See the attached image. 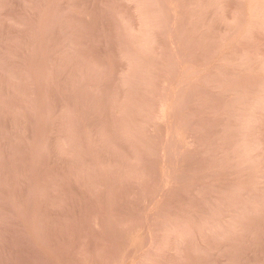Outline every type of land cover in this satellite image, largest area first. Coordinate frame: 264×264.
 I'll return each mask as SVG.
<instances>
[{"label": "rangeland", "instance_id": "rangeland-1", "mask_svg": "<svg viewBox=\"0 0 264 264\" xmlns=\"http://www.w3.org/2000/svg\"><path fill=\"white\" fill-rule=\"evenodd\" d=\"M137 1H139V0H137ZM142 1H143V4L140 2V4L138 5L139 2L137 3L135 0H133V2H132V0H0V61H1L0 64H2V65H0V264H141V263L143 264V262H141V261H144V259L147 260L144 262L145 264H147V263L148 264H161V263L163 264V263H167L168 262L167 260H169V258H170V260H169L168 264L169 263L170 264H264V199H263L264 198V186H263L264 185V181H263L264 180V176H263L264 174L263 175L261 174V176L259 175L260 173H263V171H264V151H263V149H264V112H263L264 108L263 107L264 106L262 105V103L257 104V99H259L263 95H259L258 92H260V91H258L257 87H254L255 83H257V84L261 83L262 84L263 80H264L263 79L264 78V72L260 71V68L258 69V67H261L262 66L261 64H263V62H264L263 61V59H264V57H263L264 56V33H262L263 30L262 31L258 30V32L254 31V33L252 32L251 37L249 36L247 39H244V38L240 39L239 35L241 34V32H242L241 31L237 35L239 37V39L236 38L237 36L234 38V40H236V41H234V40L230 41L229 39H231V37L228 36V38H229L228 40L230 41L229 44H227L228 43L227 39H225L227 41V43L224 40L225 45L223 43V39H221L222 41H219L220 37L223 38L225 36L224 38H226L225 32H228L229 30L230 31L234 30V28H236V29L238 28L237 26L234 27V25H232L231 23L229 25V23L226 21L227 18L229 19L230 17H232L235 14V12H236L235 15H238V19H239L238 22H241L242 20L244 22L246 21L245 20V18L247 17L246 15H245L244 19L243 18L240 19L242 16H239V15L241 13L243 14L244 11L248 10V8H246V7H248L250 5L249 4L250 2H248L249 0H245L242 2V3L248 2L246 5L243 6V8L241 6L242 3L239 2L238 0H236V1L235 0H221V1H223V2H221V4L223 3L222 7H224L223 10H221V11L218 10L216 4L210 5L209 4V3H211V2H209L210 0H208V1L207 0H201V1L200 0H197V1L196 0H189V1L186 0V2H185L186 5H184L185 0H167V1L166 0H161V1L157 0L158 4H157L156 0H151L153 3V4H151V7L149 4H146L147 1H145V0H142ZM144 1H145L146 5H144ZM191 1H195V2L200 1V2H199V4H196L195 2H193L195 4H191L192 3ZM134 2H136V4ZM188 2H189V5L187 6ZM175 3H177L178 6ZM226 3H228V4H226ZM164 4H166V5H164ZM140 5H142V6H140ZM143 5L146 6V8L143 7ZM152 5L154 8L152 7ZM159 5H161V6H159ZM190 5L192 6V8ZM225 5H227L228 7ZM137 6H138V8H136ZM158 6L160 7V9ZM211 6H212L213 10H212ZM179 7H180V9H179ZM185 7L188 8L187 11H185L186 10ZM205 7H206V9H205ZM222 7L220 9H222ZM135 8L140 9L141 12L142 11L144 12L145 10L149 12V10L151 9L150 10L151 13L146 12V15L149 14V16H151V17L145 16L144 15L145 12L141 13L140 11H136ZM141 8L143 10H141ZM144 8H145V10H144ZM190 8L192 9V11ZM163 9H165V10H163ZM193 9H196L197 12L195 10H194L195 11L194 12ZM152 10L154 12V16L157 15L156 17L152 16L153 15ZM157 10H160V11L156 12ZM182 10H183V12H182ZM207 10H209L208 11V13L210 12L209 14L206 12ZM242 10H244V11L242 12ZM230 11H232V12H230ZM233 11H235V12H233ZM180 12H182V13H180ZM191 12L192 13L194 12L193 14H195V15H193ZM205 12H206V14H205ZM139 13H141V14H139ZM160 13H162V15H160ZM221 13H222V15H221ZM201 14H203V15L201 16ZM184 15L186 17L188 15L190 16L187 18H188V21L192 22V24H191V22H188L186 20L187 18ZM191 15H192V17H191ZM196 15H198L197 18H196ZM218 15L222 19H220L218 17ZM141 16L144 18L148 17V19L146 21H148L150 19L152 20L153 17L157 19L156 21H155V19L152 20L154 23L151 20L148 23H152V25L154 24L157 27V28L155 27V29L152 28L153 34H150V36L152 37L151 43L153 41L154 42L151 44V46H153V45L154 46L153 47L150 46L151 48H149V51L151 52L152 48H153L152 52L155 51L156 49L158 51L156 50L155 53L153 52L154 55L152 53L149 54L150 52L148 51V52H146L148 56L146 55V53H144L143 56H142V54L139 55L138 54L139 52H138L137 53L138 58L135 56V58L138 61L136 59H134V61H136V63H134V61H133L132 65H134V64H136V65L132 66V65H130L131 64L130 62H126L127 60H125L126 58H124V54L129 55L132 53L131 56L134 58V55H136V54L133 52L140 51L139 50L140 47L132 46L133 42H130L131 40L134 41V43L138 42L139 37L137 39L136 34H135V37H133V39H132L131 34L133 35V33L129 34V31L131 32L129 27L131 29H134V27H135V29H137L138 27L144 26L143 23L146 24V22L143 18H142V20L140 19ZM199 17L202 18L204 21H206L205 24H207L206 25L207 27L203 26V25H205L203 23L204 21H202V19H200ZM209 17L212 18V20L209 19ZM213 17H215V18H213ZM217 17H218V19H217ZM191 18H193V19L191 20ZM204 18H206V20ZM197 19H199V20H197ZM224 19H226V20H224ZM246 19H247V21H249L248 18H246ZM139 20H141V22ZM159 20H161V21H159ZM185 21H186V23H185ZM195 21H197V23H195ZM161 22H162V24H161ZM50 23H52V24L50 25ZM125 23L127 24V26ZM199 23H200V25H199ZM201 23H202V25H201ZM159 24H161V25H159ZM196 24L201 26V27L197 26ZM154 25H153V27H154ZM184 25H186V26H184ZM239 25H240V23H239ZM192 26H193V28H192ZM202 26H203V28H202ZM186 27H187V29H186ZM212 27H213V29H212ZM196 28H198L197 29L198 31L196 30ZM159 29H161V31ZM206 29H208V30H206ZM126 30H128V31L126 32ZM202 30L203 31L205 30L204 31L205 33H203ZM209 30H210V32H212L214 30L215 31L214 35H212L213 33L208 34ZM196 31H197V33H196ZM235 31L236 30H234V32ZM192 32H194L195 34L194 33L192 34ZM216 32L218 34L221 32V34L218 35L219 38H218V36H216L217 35ZM223 32H224V34H223ZM255 32H256V34H255ZM42 34H43V37L41 36ZM203 34H205V35L202 36ZM206 34H208L207 36L210 37L209 39H211L212 42H211V40L208 39V37H207L208 42H205L206 39H205V41H203ZM228 34H229V32L227 33V35ZM232 34L233 33H231V35ZM155 35H157L158 37ZM194 35H196L197 37H195ZM210 35H212V36H210ZM40 36L42 38H44V40L42 38H40ZM130 36H131V38H130ZM192 36L195 39L197 38V40H195ZM201 36L203 37V39L201 38ZM36 37H37V39H36ZM153 37H155V38H153ZM188 37H189V39H188ZM212 37H214V38L216 37L215 38L216 41ZM47 38H49V39H47ZM134 38H135V40L137 39L136 42H135ZM192 38H193L194 42H193ZM163 39H165L166 41ZM254 39L258 40V42ZM259 39H260V42H259ZM249 40L253 41V42H250ZM39 41L41 43H39ZM42 41L44 42L46 48H45V46H42V45H44ZM200 41H202V43ZM243 41H245V42H243ZM247 41L250 42L251 46L248 45ZM216 42H217V44H215ZM232 42H233V45H232ZM235 42H237V44H236L238 46L237 48H236ZM239 42L241 43L240 46H239ZM154 43H156V44H154ZM254 43H255V45H257V44H259V45L255 46ZM50 44L53 47V49L50 46ZM136 44H139V43H136ZM136 44H134V45H136ZM206 44L208 46L207 48H205ZM209 44L210 45L213 44V45H211V47H213L214 50H212L213 48L209 47ZM214 44L216 46H214ZM242 44H243V46H242ZM36 45L37 46L39 45L40 47L39 46L36 47ZM199 45H200V47H199ZM245 45L248 46L250 48V50L247 49L248 47H245L246 49L243 48V51L244 50L247 51L248 55L249 54H254L253 56L259 55L260 57L259 56L258 57L261 58L262 62L260 60H258V57L254 60L255 57L253 58V56L250 55L249 57L253 58V60H251V62H250V65H251L250 68L247 67V69H242L240 67L242 69V72H241L240 68L239 69L235 68L231 62L229 64H231L233 66V68H231L232 67L231 65H230L231 67L228 66L227 61L229 59H232V58L235 59L234 56H238V55H236V53L237 54L240 52L242 53V51H241L242 47H244ZM33 46H35V47H33ZM128 46H130L132 48V50H130L131 48H129ZM175 46L178 50L175 48ZM226 46H228L229 49ZM234 46H235V48H234ZM30 47H31V49H30ZM43 47H44V49H43ZM155 47H156V49H155ZM215 47H217V48H215ZM218 47H219V49H218ZM222 47H224L227 51L225 49H223ZM239 47H240V49H239ZM256 47L258 49H256ZM35 48H38V50L37 49L35 50ZM49 48L52 50H50ZM128 48H129V50H128ZM137 48H139V49L137 50ZM162 48L164 50H162ZM208 48H210V50H212V51L210 52V50ZM230 48H232V50H230ZM252 49H254L255 51ZM43 50H45V51H43ZM46 50L49 53V55L46 52ZM133 50H136V51H133ZM195 50H196V52H195ZM204 50H205V52H204ZM208 50H209V52H208ZM224 50H225V53L222 52ZM233 50L236 52L234 53ZM258 50H260V51H258ZM40 51H43V53H41ZM49 51H51V52H49ZM53 51L55 52L54 54H53ZM249 51H251V53ZM45 52L47 53L46 55H45ZM120 52H122V53L124 52V53L122 54ZM127 52H131V53L126 54ZM214 52H216L217 55L218 54L225 55L226 52H229V53H231V55H233V53H234V56H232V58L231 57L229 58V56H228V59H226V61H225L224 60L225 58L223 55L217 56L216 53L213 54ZM29 53H30V56H29ZM156 53H157V56H159V58L154 57ZM166 53H168V54H166ZM169 53H170V55H169ZM194 53H197V54H194ZM200 53H202V55ZM205 53L206 54L208 53L209 55L208 54L206 55ZM191 54H193V55H191ZM203 54H205V55H203ZM47 55H48V57H47ZM145 55H146V57H145ZM161 55L164 57H162ZM185 55H188V56H185ZM211 55H213V56L215 55V56L213 57ZM52 56H54V57H52ZM191 56L194 57V61H191V60H193V58ZM200 56L202 57V59ZM41 57L43 58V60L41 59ZM64 57H66V58H64ZM128 57H130V55ZM144 57H145V60H143ZM149 57H150V59H149ZM152 57H154L155 61H152V59H153ZM210 57H212V58H210ZM216 57H218V58L214 59ZM219 57L220 58L222 57L221 59L224 58L223 61H225V66H226L225 67L223 64V67L222 66L219 67L220 73L218 72V66H219V63L221 62V59H219ZM225 57L227 58V56H225ZM31 58H33V59L31 60ZM131 58H130V61H132ZM171 58H172V60H171ZM34 59H37V60H34ZM49 59H51V60L49 61ZM84 59H86V60H84ZM203 59H204V62H203ZM55 60H56V63H55ZM211 60L214 62L212 63ZM232 60H230V61H232ZM47 61L50 63H48ZM53 61H54V63H53ZM144 61H145V63H144ZM146 61H147V63H146ZM257 61H260L261 63L258 62L259 64H257ZM158 62L161 65L164 64V66H166V67L164 68L163 66H160V64ZM169 62H170V64H169ZM198 62H200V63H198ZM252 62H254V63L252 64ZM84 63H85V65H84ZM138 63H140L141 65H144V66L138 65ZM149 63L152 66H149L150 65ZM205 63L209 67L210 66L211 67L209 68L208 66L205 65ZM216 63H218L217 67H216ZM47 64H49V65H47ZM192 64H194L195 67ZM221 64L222 63H220V65ZM254 64H257L258 67H256L257 65H255L256 68L254 67V69H253L252 66ZM26 65H27V67H26ZM44 65H45V67H44ZM92 65H93V67H92ZM203 65L205 66L206 69L204 68ZM37 66H39V67H37ZM189 66L191 67L190 70H195V68H196V70L199 71V72L196 71V73H195L196 75L191 76L193 81L191 80V78L188 79V81L190 82L189 84H191V85L193 84L196 86H192V88H190L191 89L190 92L188 89V92H185V94H182V93H180L181 91H178V90H181L180 89L181 87L183 89V86L179 85L180 84L179 80L182 78V77L180 78V76L183 75V73H181L182 70H185V69L187 70L188 68H190ZM200 66H201V68H200ZM28 67H30V69H27ZM34 67H35V70H34ZM43 67H44V69H43ZM46 67H47V69H46ZM89 67H91V68H89ZM94 67H95V69H94ZM131 67H134L136 69L131 68ZM144 67H145V70H144ZM152 67H153V69H152ZM160 67H162V68H160ZM227 67L229 68L228 71H230V72L227 71V69H228ZM124 68H125V70H124ZM127 68L128 69H134V70L141 68L142 71L144 70L145 77H144V75H142L144 77V80L140 79V83H143V81H144V83L140 84L138 82L139 79L138 80L131 79L133 81L128 80V81H126V83H125V81H123L127 85L123 84L122 83L123 79L122 80L120 78L118 79V77L120 74H123V73L125 74V72L128 70ZM183 68H185V69H183ZM192 68H194V69H192ZM199 68H200V70H199ZM202 68L204 69V71L201 70ZM207 68L212 69V70L216 68L214 70L215 73L210 70L214 74L213 73L212 74L210 73L211 75L206 74L207 73L206 71H208ZM151 69H152V71L154 70L153 72H155V73H153L151 71ZM236 69L239 70V72H240V74L237 73L238 76L235 75L237 71L233 72V70H236ZM257 69H258V71H256ZM20 70L22 72H20ZM45 70H46V72H45ZM100 70H102V71H100ZM120 70H121V72H120ZM172 70H173V72H172ZM186 70L183 72L185 73ZM187 71H189V69ZM250 71H251V73H250ZM259 71L263 74L261 75V73ZM47 72H48V75H47ZM147 72H149V74ZM200 72H202L201 74H203V72L204 73L206 72L204 75H207V76L209 75L208 79H212V81L214 80L213 82L215 84L219 83L218 85L221 86V84H222V86L220 87L218 85H215L214 83L212 84V81L208 80V79L207 80L211 83L207 82L205 80L207 78V76L205 78L204 76H202L200 74ZM221 72L223 73L222 75H221ZM28 73H30V74H28ZM41 73H43V75ZM79 73H82L84 75H81ZM90 73H91V75L93 74L92 77H91ZM117 73H118V75H117ZM159 73H162V74H159ZM225 73H226V75H225ZM15 74H17L18 76ZM157 74L160 75V78H158L159 76ZM168 74H169V76H167ZM219 74H220V77H218ZM250 74H252L251 75L252 77L256 76V77H254L255 79H258L261 77L263 80L262 79L257 80V81L261 80L260 82H257L256 80L254 81V78L252 80V77L250 76ZM256 74L257 75L260 74V75L257 76ZM123 75H121V78L123 77ZM149 75H150V77H151L150 79L152 81H150ZM170 75H172V76H170ZM174 75H176V76H174ZM197 75H198V77H197ZM199 75H201L203 77V79H200L202 77H199ZM231 75H233V77ZM45 76H46V78H45ZM16 77H18V79ZM25 77H27V79ZM49 77H50V79H49ZM116 77H117V80H116ZM166 77L167 78L170 77V78L167 79ZM175 77H178V78H175ZM196 77L198 79H200L199 80L200 82L196 81L197 80ZM214 77L216 78V81L218 83L215 82ZM10 78H13V79L10 80ZM152 78H155V79H152ZM248 78L251 79L252 83L248 82L250 80ZM165 79H166V81H165ZM177 79H178V81H177ZM220 79H222V80H220ZM244 79L247 80L246 83H248V84L250 83L249 86H248V84H246V85L244 84L246 81ZM36 80H38V81H36ZM46 80H47V82H46ZM159 80H161V83H159L160 82ZM167 80H169V81L167 82ZM204 80L207 84L208 83H209V85L212 84V85H210V89L208 86H206L207 85L206 83L205 84L203 83ZM116 81H118V82L121 81V83L117 82V84L115 85ZM226 81H228V83ZM232 81H235V82H232ZM253 81H254V84H253ZM41 82L44 83V85L42 84L43 86L41 85ZM147 82H148V84H147ZM36 83H38L39 85L37 84V86H36ZM177 83H179L178 84L179 86L177 85L178 87L176 86ZM194 83H196V84H194ZM233 83H235V84H233ZM11 84H12V86H11ZM130 84L133 86H136V89H135V87L131 86ZM149 84L150 85L152 84V87ZM170 84L173 86L170 87ZM202 84L205 85L206 87L203 86ZM257 84H255V86ZM155 85H157V86H155ZM174 85L176 87H174ZM191 85H189V87H191ZM213 85L217 86L216 88L218 90L216 88H213ZM234 85L236 88L238 87L237 89H239V90H241V88L243 86L244 87L247 86V88L252 87V88H248L249 89V92H248L249 95L247 94V98H246L247 100L246 101L250 100V103H251L254 100V97L256 96V101H253L256 103H253V102L251 103L253 105L255 104L256 106H253V105L251 106V104L249 103L250 105L244 104L245 106L241 107L242 100H240V106H239V103H237L239 101H236V100H238V99H236L237 95H238V97L240 96L239 94H237V91H239V90L236 89V93H235V88H233ZM240 85H243V86H240ZM251 85H253V86H251ZM45 86H47V87L45 88ZM148 86H149V88H148ZM197 86H200L201 88L197 87ZM140 87H141V89H140ZM145 87L148 90H146ZM153 87H154V90H153ZM202 87H205L206 90H205V88L202 89ZM222 87L223 88L227 87V90H226V88L222 89ZM260 87L262 88L263 85H261ZM123 88H124V91L127 90L126 88H128V90L126 92H124ZM167 88H168V90H167ZM172 88H174V90ZM187 88H188V86H187ZM229 88H231L233 90H231ZM247 88H246V91H248ZM254 88H256V89H254ZM118 89L119 90L122 89L121 95H120L121 92L117 93L119 91ZM156 89L157 90L159 89L158 90L159 92ZM29 90H30V92H29ZM138 90L140 91V93ZM162 90H164V91L162 92ZM175 90H176V93H174ZM203 90H205L204 93H203ZM260 90H262V89H260ZM146 91H148V92H146ZM213 91H217V92H213ZM219 91L221 93H223L224 95L222 94L223 95L222 96ZM250 91H252V92H250ZM40 92L42 94L40 96L42 99L39 97ZM113 92L116 95L113 94ZM144 92H145V95H144ZM164 92H166V93H164ZM16 93H18V94L16 95ZM36 93H39V94L35 95ZM126 93H129L128 95L130 98L127 97L128 95ZM171 93L172 94L174 93V96ZM28 94H30V95H28ZM133 94H135L137 96H135ZM140 94L141 95L143 94V95L140 97ZM251 94H253L254 96ZM256 94H258V95H256ZM151 95H153V96H151ZM232 95H234V96H232ZM26 96H27V99H26ZM150 96H151V98H150ZM228 96H230V97H228ZM242 96H240L239 98L244 99L243 101H244V103H246L245 97H244L245 95H242ZM257 96H260V97L258 98ZM133 97H137V98H133ZM234 97H235V100H234ZM182 98H183V100H182ZM251 98H252V100H251ZM130 99H132V100H130ZM161 99H162V101H161ZM140 100L143 101L144 103L141 102ZM204 100H206V103L204 102ZM39 101L40 102L42 101V103L38 104V103H40ZM228 101L229 102L233 101V103L230 104ZM173 102H175L174 103L175 105L173 104ZM222 102H223V105L221 104ZM134 103H136V104L133 105ZM168 103L170 105L173 104V106H172L173 108H169L167 106ZM212 103H214V104L218 103V104L213 105ZM31 104H33V105H31ZM177 104H178V107L176 106ZM219 104H221V105H219ZM65 105H66V107H65ZM122 105H123V107H121ZM144 105L147 108L143 107ZM152 105L153 106L155 105V106L153 107ZM164 105H166L169 108L168 111L166 110V107ZM226 105H228V106H226ZM68 106H69V108H68ZM124 106H125V108H124ZM212 106H215L216 109L214 107L212 108ZM231 106H232V108H230ZM236 106H238V107H236ZM246 106H248L247 108L249 110L247 108H244ZM249 106L253 107V108H250ZM258 106H261V107L263 106L262 107L263 111H262V108H260V107H259L260 109L255 108ZM63 107H65V108H63ZM119 107H120V109H119ZM126 107L128 110H126ZM131 107H133V108L131 109ZM135 107H138V108H135ZM160 107H162V108H160ZM154 108H155V110H154ZM209 108H211V109H209ZM68 109H69V112H68ZM138 109L140 111H138ZM124 110H125V112H124ZM143 110H144V112H143ZM219 110L221 111V113ZM235 110L236 111L238 110L237 113H240V111H241V113L237 114L235 112ZM66 111L68 114L65 113ZM145 111L147 112V114L145 113ZM149 111H151V112H149ZM155 111H157V112H155ZM212 111H213V113H212ZM120 112H122V113H120ZM250 112H251V114H253V113L257 114V116L255 114V116H256L255 118H257V119L260 118L257 121V123H258L257 125H256V121H255L256 119L253 117L254 115L252 116L250 114ZM36 113H37V115H36ZM124 113H125V115L127 114L126 115L127 117L124 115ZM136 113H137V116H136ZM142 113H143V115H142ZM158 113L160 116L158 115ZM227 113H228V115H227ZM234 113L237 114L238 117H236V115ZM262 113H263V117L261 116ZM132 114H135V116ZM151 114H152V116H151ZM246 114H247V116L248 115L251 116V118L254 119V122H255V124L253 122L252 128L250 127V129L246 132V135L248 133L247 136L243 135L244 133L241 132V127H240V124H241L240 121L241 122L246 121V120H241V119H247V118H245ZM45 115H47V116H45ZM147 115L150 117H148ZM243 115H244V117H242ZM117 116L120 118H118ZM122 116H124V117H122ZM134 117H137V118H134ZM146 117H148V119L152 120L150 125H149L150 120H149V122H147L148 120ZM230 117H231V120L228 122ZM240 117H242V118L240 119ZM64 118H65V121H62V120H64ZM127 118H128V120H127ZM233 118H235L234 119L235 121H239V120L240 121L236 122V124H235L234 120H232ZM249 118L250 117H248L247 120H249ZM49 119H52L51 120L52 122L48 121ZM119 119H123V121L125 120L124 122H127V123H124L122 120H119ZM133 119H134V121H132ZM117 120L119 122L118 125H117V123H118ZM68 121H69V123H67ZM138 121H140V122L138 123ZM142 121H143V123H142ZM225 121H226V123H225ZM63 122L64 123L66 122V123L64 124ZM120 123L122 125V128H121ZM144 123L148 124V125H145ZM232 123H234V125ZM56 124H58V125H56ZM133 124L135 126H132ZM230 124H232V126ZM71 125H73V126H71ZM119 125H120V127H119ZM223 125L225 128L224 130H223ZM62 126L64 129L62 128ZM105 126H107V127H105ZM112 126H113V128H112ZM124 126H125V128H127V129L124 128L125 131L128 129H131L130 133L127 131V134H129L130 137L127 134L122 136V134L120 133V130L122 131ZM136 126L137 127L139 126L138 130H136L137 129ZM148 126H149V129H148ZM220 126H222V127H220ZM71 127H72V129H70ZM99 127H101V128H99ZM104 127H105V130H104ZM84 128L86 130H84ZM134 128L136 131L134 130ZM87 129L88 130L90 129L91 131L87 132L88 131ZM107 129L109 131L105 132ZM110 129H112V130L110 131ZM146 129H148V130L146 131ZM238 129L240 130L239 132H241V133H239L237 131ZM252 129H254V130H252ZM57 130H59V131L57 132ZM70 131H72V132H70ZM117 131L119 132V134ZM228 131H229V133H228ZM84 132H86V133H84ZM90 132H92L93 135L90 134ZM101 132L105 133V135ZM132 132H133V134H131ZM134 132H136V134ZM230 132H232L234 134H232ZM236 132H237V134L239 133L240 136L237 135ZM95 133H96V135L94 136ZM142 133H144V134H142ZM222 133H223V135H222ZM110 134L111 135L113 134L112 137L113 136L114 137L112 138ZM241 134H242V136H244L243 138H242ZM131 135H133V136L136 135V137L135 138L133 137V140H132V139H130V138H132ZM233 135H234V137H233ZM91 136H92V138H91ZM124 136H127V137L125 138ZM144 136L145 137L147 136V137L145 138ZM250 136H251V139H250ZM40 137H42L43 139H40ZM76 137L77 138L81 137V138H78L79 140H77ZM128 137H129V140L127 139ZM239 137L241 140H239ZM245 137H247V139L248 138L249 139L247 140ZM255 137H257V140H258L257 142L258 143L260 142V144H258L255 141L256 140ZM34 138H35V140H34ZM114 138H117V139L114 140ZM72 139H76L77 141L72 140ZM108 139H109V141H108ZM125 139H126V141H125ZM143 139H144V141H143ZM220 139H222V140H220ZM70 140H71V142H70ZM244 140H246L247 144H249L248 142H250L249 145H253V144H251V142H253V141H250V140H254V142H256L257 145L259 146L258 147L253 142L255 147L257 146L256 148L259 149V150H254L255 152L252 151L253 153L251 152V154H250V156L254 154L253 156L255 158L257 157L256 160L258 159V161H257L258 163L256 162L255 165L253 164L255 162V160H254L255 158H252L253 159V160H251L252 164H250L249 160L251 158L247 159V157H243V155H244L243 150L238 149V148H241L240 143H242L241 141L244 142ZM28 141H30V142L28 143ZM91 141H95V142H91ZM227 141H229L231 144L229 142L227 144L226 143ZM236 141H238V142H236ZM33 142H36V143H33ZM72 142H74V143L72 144ZM78 142H79V144H78ZM108 142H110L111 144ZM117 142H118V144H117ZM139 142H141V143H139ZM235 142L238 144H236ZM65 143H67V144H65ZM94 143H96V145ZM125 143H126V146H124ZM29 144H31V147ZM42 144L43 145L46 144V146H43ZM58 144H60V145H58ZM141 144L142 145L144 144V147H146V149ZM32 145L38 146V149L36 146L33 147ZM222 145H225V146H222ZM235 145H237V146L239 145L238 147L236 146L237 152L235 151V148H234ZM59 146H60V149H59ZM63 146H65V147H63ZM66 146H69V147H66ZM106 146H109V147H106ZM134 146L135 147L137 146L136 147L137 149ZM110 147H112V149ZM126 147H127V149H126ZM140 147L142 150L140 149ZM147 147H149V148H147ZM129 148L131 149V151L129 150ZM31 149H32L33 153L31 151ZM36 149L39 150L38 153H37ZM122 149H123V151L121 152ZM224 149H225V152L223 151ZM41 150L44 151V153ZM92 150H93V152H92ZM96 150H97V152H96ZM127 150H129L128 154H127V152H128ZM239 150H240V154H239ZM260 150H261V152L262 151L263 152L261 153ZM136 151H138V152L136 153ZM213 151H215L216 153L215 152L213 153ZM217 151H219V152L217 153ZM41 152H42V154H41ZM63 152H66V153H63ZM146 152H148L149 154ZM71 153L74 154V156L71 155ZM98 153H101V155ZM138 153H139V155H138ZM230 153H231V155H230ZM256 153L258 154V156ZM66 155H67V157H66ZM227 155L230 158H227ZM130 156H132V158ZM244 156H246V154ZM91 157H92V160H91ZM121 157H123L125 161ZM118 158H120V159L118 160ZM236 158H237L238 162L236 161ZM99 159H100L101 163H100ZM101 159L104 161H102ZM239 159H241V160H239ZM246 159H247V161H246ZM87 160H88V162H87ZM106 160L108 161V163L106 162ZM115 160H116V162H115ZM121 160H122V162H121ZM71 161L73 163H71ZM91 161H93V162H91ZM126 161H128V163ZM239 161L241 163H239ZM75 162H77V163H75ZM94 162L95 163L97 162L96 164L98 167H95V168L92 167L93 165L96 166L94 164ZM135 162L138 164H135ZM229 162H232V163L229 164ZM243 162H245V163L247 162V163L244 164ZM33 163H35V164H33ZM74 163H75V165H74ZM116 163H118V165ZM142 163H143V165H142ZM76 164H78L79 166H76ZM85 164H87V165L89 164V165L87 166ZM121 164L123 165L122 168L124 170L121 168V166H122ZM240 164L241 165L243 164V165L240 166ZM247 164L252 165V166H248ZM113 165H115V166H113ZM124 165H125V167H124ZM128 165L130 167H128ZM245 165H247L248 167H246ZM107 166H108V168H107ZM259 166H260V169H262V170L259 169ZM73 167L76 169H74ZM255 167L258 168L257 172H259V170H260L259 174H257V172H256L257 168L255 169ZM83 168H85V169H83ZM96 168H98L99 170ZM130 168H132L131 169L132 171L130 170ZM135 168L138 171L140 170L141 173L139 172V174H138L137 173L138 171H136ZM145 168H146V171H145ZM94 169H96V170H94ZM42 170H44V171H42ZM134 170L136 171V173ZM72 171H74L75 174L72 173ZM99 171H100V173H99ZM101 171H102V174H101ZM110 171H112V172H110ZM92 172H94V173H92ZM82 173H84L85 175ZM86 173L87 174L91 173L93 176L91 174H90L91 176L87 175ZM98 173H99L100 177H99ZM128 173L130 176L128 175ZM42 174H43V176H42ZM125 174H127V175H125ZM142 174H143V177H142ZM255 174H257L258 177H260V179L258 177H256L257 175L255 176ZM55 175H57V176H55ZM81 175L83 178L81 177ZM106 175L109 177H107ZM131 175H134V176H131ZM135 175H137L138 177H141L140 180L138 177L136 178ZM111 176H112V178H111ZM123 176H124V178H122ZM32 177L35 180H32ZM38 177H39L40 181L42 180L41 184H40V181L38 180ZM106 177H107V179H106ZM114 177H116V178H114ZM129 177H130V179H128ZM255 177L257 179H255ZM54 178H55V180H54ZM131 178H132V180H131ZM56 179H59V180L56 181ZM90 179L92 182L90 181ZM126 179L128 181L129 180L130 181L128 182ZM53 180H54V182H52ZM103 180L105 181V183ZM253 180L255 182L252 183ZM257 180L260 182H257ZM131 181H133L135 183H133ZM32 182H34V184ZM89 182H91V183H89ZM242 182L243 183L245 182L244 185L247 186L246 187L247 189H241ZM250 182L252 184L256 183L257 187H255L256 186L255 184L254 185L248 184ZM35 183L37 186H35ZM257 183L261 184V185L259 186ZM239 184H241L240 185L241 187L238 188L237 186ZM42 185H43V187H42ZM252 186L257 188L256 189L257 192L255 191V189L251 188ZM258 186H259V188H258ZM41 187H42V189H41ZM249 187L252 190H249ZM38 188L41 190H39ZM258 189H260V190H258ZM28 190H30V191H28ZM41 191H43L42 192L43 194L41 193ZM252 191L253 192L255 191L256 194L254 195ZM35 193H37V194L35 195ZM44 194H46V195H44ZM252 194H253V196H252ZM28 195H29V198H28ZM31 195H34V196H31ZM60 195L62 196V199H61ZM35 196H36V199H35ZM56 196H57V199L55 198ZM43 197H44V199H43ZM252 198H253V200H252ZM29 199H30V201H29ZM37 199H38V201H37ZM54 200H56V201H54ZM34 201H36V203ZM159 201H161V202H159ZM163 202H164V204H163ZM248 202H250V203H248ZM20 203H21V205H20ZM37 203H38V207H37ZM41 203H42V205H41ZM158 203H159V205H158ZM14 204H16V205H14ZM33 204H36L35 207ZM147 204H148V206H146ZM150 204H151V206H150ZM244 206H247V209ZM32 207H34V209ZM212 208H213V210H211ZM26 209H27V211H26ZM31 209L38 212L37 216L35 215L36 212L32 211ZM145 209H147V212ZM181 209H184V210L181 211ZM214 211H215V213H214ZM26 212H28V213H26ZM171 212H173V213H171ZM209 212H212V214H210ZM31 213H33V215H31ZM176 213H178V214H176ZM191 213L194 216L193 215L191 216ZM213 213L215 215H213ZM24 214H26V215H24ZM152 214H154V215L152 216ZM164 214L165 215L168 214V215L165 216ZM207 214H209V215H207ZM175 215H177V216H175ZM186 215L188 216V218L190 220L187 218ZM42 216H44V217H42ZM169 216L172 217V219L167 218ZM180 217H181V219H180ZM192 217H194V218H192ZM178 218L180 219L179 220L180 222L178 221ZM32 219H34V220H32ZM173 219H174V221H173ZM175 220L178 222H176ZM199 220H201V221H199ZM202 220L203 221L205 220L207 222H203ZM218 220H220V221H218ZM32 221L35 222L36 225ZM38 221H40V222H38ZM161 221L164 222V225H166V227L162 224ZM186 222H188L189 224L188 223L186 224ZM216 222H218V223L220 222V223L218 224ZM166 223L167 224L169 223V224L167 225ZM192 223H194V224H192ZM204 223H206L205 226H204ZM207 223H208V225H207ZM212 223H213V225L217 224L219 226V229H216L218 227L216 225V226H213L214 230H211V228H213V227H210V225L212 226ZM172 224H173V227H172ZM175 224H176V226H174ZM41 225H44V226H41ZM178 225H179V227H178ZM193 225H195V226H193ZM206 225L208 227H210V228H208V231H207ZM196 226H197V228H196ZM202 226H204V228L206 227L205 232L201 230ZM151 227H153V229ZM171 227L175 228V229H179L182 227H183V229L186 228L187 231L186 230L183 231V229H181L182 230L181 232H183V233L186 232V235L189 237L191 236L192 239H193V236L195 235L194 236L195 239L192 240L190 238L191 239L190 240L189 237H186L185 241L183 240V242H182L184 245V247H183V245L181 244L182 245L181 246L179 243L181 241L179 240V242H178V238L176 240V238H174V234H172L171 232H176V236L178 235L177 234L178 232L180 234H183V233H181L179 230L177 231L175 229L171 230V232H169V229H172ZM187 227H188V229H187ZM40 228H41V230H40ZM44 228L46 231H44ZM204 228L202 227L203 230H204ZM220 228H221V230H220ZM222 228H224V230ZM26 229H28V230H26ZM42 229L44 232L42 231ZM144 229H145V231H144ZM190 229H192L191 231L193 234L195 233L194 235L190 232ZM193 229H194V231H193ZM156 230L157 231L159 230L158 232H160V233H158ZM217 230H220V232H222V231H225V232L228 231V232H226V233L222 232L223 234L217 233L215 235V232H217ZM188 231L190 232L189 234H188ZM38 233L39 234L41 233L40 234L41 236ZM164 233H165L164 236L166 238V240H165L166 242H167L168 236L170 234L173 235V238H171L169 240V243H167L168 246L165 245V247H164L165 241H163L164 236H162ZM168 233H170V234L168 235ZM202 233H203V235H202ZM43 234H45V235H43ZM45 236H46V238H44ZM155 236H156V238H155ZM196 236L197 237L200 236L199 237L200 239L198 240V238ZM161 237H162V241H163L162 244L160 242ZM148 238H149V240H148ZM158 238H159V240H158ZM35 239H37L38 242ZM153 239H156L155 242ZM172 240H174L176 242H174ZM195 242H196V244H195ZM39 243H41L42 245ZM159 244H161L163 246L160 248H158V247L156 248V246H158ZM152 245H155V247ZM178 245H180V246H178ZM49 247H50V249H49ZM164 248H166L165 252L163 251ZM175 248L176 249L178 248V250H179V251L177 250L178 252H176V253H175V251H176ZM156 249L157 250L162 249V250L158 251L159 252V254H158V253H155V252H157ZM180 249H181V252H180ZM179 252H180V255H178ZM148 253H149V256L151 258L148 256ZM151 253L154 254L153 256H155V257L150 255ZM161 254L163 256H161ZM173 255L176 256V258ZM147 258H149V259H147ZM151 259H152V261H151ZM148 260H150V261H148Z\"/></svg>", "mask_w": 264, "mask_h": 264}, {"label": "bare ground", "instance_id": "bare-ground-1", "mask_svg": "<svg viewBox=\"0 0 264 264\" xmlns=\"http://www.w3.org/2000/svg\"><path fill=\"white\" fill-rule=\"evenodd\" d=\"M135 1L138 3L140 0H139V1L135 0ZM145 1H147L146 4H149L150 7H151V4H153L151 0H145ZM145 1H144V5H146V4H145ZM160 1H161V0H160ZM166 1H167V0H166ZM187 1H189V0H187ZM196 1H197V0H196ZM200 1H201V0H200ZM200 1H199V2H200ZM207 1H208V0H207ZM235 1H236V0H235ZM238 1L242 3V2L245 1V0H238ZM132 2H133V0H132ZM136 2H134V3L136 4ZM140 2L143 4V1H142V0H141ZM140 2L138 3V5L140 4ZM154 2H155V1H154ZM156 2H157V0H156ZM174 2H175V1H174ZM185 2H186V0L184 1V5H186ZM191 2H192L191 4H195V3H196V4H199V2H195V1H191ZM193 2H195V3H193ZM209 2H211V3H209L210 5H211V4H212V5H213V4H214V5L216 4V6H217V8H218L219 11L223 10V8H224V7H222V4H223V3L221 4V2H223V1H221V0H210ZM248 2H250V3H249L250 5L248 4L249 6L247 5L248 7H246V8H248V10H246V11L242 10V12L244 11V13H243V14L241 13L242 15L240 14L239 16H242V17H241V18L239 17V18H240V19H242V18L244 19L245 15H246V16H247L246 18H248L249 21H247V19L245 18V20H246L247 22H246V21L244 22L243 20H242L243 22H242L241 20H240L241 22H238V21H239V19H238V15H235V14H236L235 11H233V12H235V14L233 13L234 15H233L232 17H230V16H231V15H230V16H229V17H230L229 19H228V18H227V20L224 19V20H226V21L229 23V25H230V23H231L232 25H234V27H236V26L238 27L237 29L234 28V30H236L235 32H234V30H231V31L229 30L228 32H229L230 35H229V34L227 35L228 32H225V33H226V34H225V35H226V38H224L225 36H224V37L222 36L223 38L220 37L219 41H222L221 39H223V43H224V45H225V41H226L225 39H227V40L229 39L228 36L231 37V39H229V40L232 41V40H234V38H235V37L239 34V32H241V31H242V32H241V34L239 35L240 39H242V38L247 39L249 36L251 37V34H252V32L254 33V31L258 32V30H259V31H262V30H263L262 33H264V0H249ZM248 2H246V3H242V5H241V4H240V5H241L242 8H243V6L246 5ZM164 3H165V2H164ZM168 3H169V2H168ZM157 4H158V2H157ZM175 4L177 5V3H175ZM179 4H180V3H179ZM204 4H205V3H204ZM207 4H208V3H207ZM226 4H228V3H226ZM144 5H143V7L146 8V6H144ZM164 5H166V4H164ZM188 5H189V2H188V4H187V6H188ZM201 5H202V4H201ZM237 5H238V4H237ZM240 5H239V6H240ZM140 6H142V5H140ZM159 6H161V5H159ZM159 6H158V7H159ZM177 6H178V5H177ZM187 6H186V7H187ZM190 6H191V5H190ZM205 6H206V5H205ZM225 6H227V5H225ZM143 7H142V8H143ZM152 7H153V5H152ZM180 7H181V6H180ZM180 7H179V9H180ZM182 7H183V6H182ZM186 7H185V8H186ZM193 7H194V6H193ZM197 7H198V6H197ZM202 7H203V6H202ZM221 7H222V9H220ZM227 7H228V6H227ZM227 7H226V8H227ZM136 8H138V6H137ZM136 8H135V9H136ZM142 8H141V10H143ZM145 8H144V10H145ZM153 8H154V7H153ZM177 8H178V7H177ZM191 8H192V6H191ZM191 8H190V9H191ZM203 8H204V7H203ZM203 8H202V9H203ZM211 8H212V6H211ZM211 8H210V9H211ZM226 8H225V9H226ZM246 8H245V9H246ZM147 9H148V8H147ZM159 9H160V7H159ZM187 9H188V8H186L185 11H187ZM200 9H201V8H200ZM200 9H199V10H200ZM205 9H206V7H205ZM215 9H216V8H215ZM227 9H228V8H227ZM237 9H238V8H237ZM237 9H236V10H237ZM148 10H149V9H148ZM150 10H151V9H150ZM150 10H149V12H150ZM163 10H165V9H163ZM194 10L196 11V9H193V11H194ZM197 10H198V9H197ZM212 10H213V8H212ZM136 11H140V9H136ZM158 11H160V10H157L156 12H158ZM191 11H192V9H191ZM195 11H194V12H195ZM201 11H202V10H201ZM208 11H209V10H207L206 12L208 13ZM216 11H217V10H216ZM219 11H218V12H219ZM227 11H228V10H227ZM140 12H141V11H140ZM144 12H145V13H144ZM144 12L142 11L141 13H144L145 16H149V14H148L149 12H148V11L145 10ZM146 12H148V13H147L148 15H146ZM152 12H153V10H152ZM164 12H165V11H164ZM182 12H183V10H182ZM182 12H180V13H182ZM194 12H193V13H194ZM196 12H197V11H196ZM198 12H199V11H198ZM206 12H205V14H206ZM223 12H224V11H223ZM230 12H232V11H230ZM237 12H238V11H237ZM240 12H241V11H240ZM136 13H137V12H136ZM141 13H139V14H141ZM150 13H151V12H150ZM186 13H187V12H186ZM186 13H185V14H186ZM188 13H189V12H188ZM191 13H192V12H191ZM193 13H192V14H193ZM202 13H203V12H202ZM209 13H210V12H209ZM209 13H208V14H209ZM226 13H227V12H226ZM155 14H156V13H155ZM183 14H184V13H183ZM214 14H215V13H214ZM219 14H220V13H219ZM228 14H229V13H228ZM228 14H227V15H228ZM137 15H138V14H137ZM151 15H152V14H151ZM160 15H162V13H160ZM189 15H190V14H189ZM189 15H188L187 17H190ZM193 15H195V14H193ZM202 15H203V14H201V16H202ZM212 15H213V14H212ZM221 15H222V13H221ZM221 15H220V16H221ZM243 15H244V16H243ZM142 16H143V15H142ZM142 16H141L140 19L142 20V18H143V19L145 20V22H146V24L143 23L144 26H142L140 23H139V24H140L142 27H138L137 29H135V27H134V29H131V28L128 26L129 29L131 30V32L129 31V34H130V33H133V35H134V36H133V35L131 34L132 39H133V37H135V34H136L137 39H138V37H139L138 42H136L137 39L135 40V38H134L135 42H136V43H139V44L134 43V41H132V40L130 41V42H133V44L131 43L132 46L140 47V49L137 48V50L139 49L140 51H137V52H133V51H136V50H133V51H132L133 53L136 54V55L133 54V55H134V58L131 56V54H132L131 52H127V53H126V54L131 53V54H129L130 57H128L129 55H125V54H124V58H126L125 60H127L126 62H130V63H131L130 65H132V62L134 61V59H136L135 56L137 57L138 54H139V55L142 54V56H143L144 53H146V52L149 51V48H151V47L154 46V45L151 46V44H152L154 41L151 43V41H152V37L150 36V34H153V33H152V28L155 29L156 26L153 24V25H154V27H153L152 23H148V22H150V20H151L150 18H149L150 20L146 21V20L148 19V17H147V18L145 17V18H146V19H145V18L142 17ZM152 16H154V12H153V15H152ZM156 16H157V15H156ZM156 16H154V17H156ZM179 16H180V15H179ZM181 16H182V15H181ZM184 16H185V15H184ZM197 16H198V15H196V18H197ZM199 16H200V15H199ZM206 16H207V15H206ZM206 16H205V17H206ZM209 16H210V15H209ZM139 17H140V16H139ZM149 17H151V16H149ZM154 17H153V19H155V21H156L157 19L154 18ZM165 17H166V16H165ZM169 17H170V16H169ZM175 17H176V16H175ZM185 17H186V16H185ZM187 17H186V18H187ZM191 17H192V15H191ZM193 17H194V16H193ZM218 17H219V15H218ZM218 17H217V19H218ZM221 17H222V16H221ZM223 17H224V16H223ZM227 17H228V16H227ZM46 18H47V17H46ZM137 18H138V17H137ZM157 18H158V17H157ZM178 18H179V17H178ZM183 18H184V17H183ZM199 18H200V17H199ZM213 18H215V17H213ZM219 18H220V17H219ZM138 19H139V18H138ZM153 19H152V20H153ZM170 19H171V18H170ZM184 19H185V18H184ZM192 19H193V18H191V20H192ZM200 19H202V18H200ZM204 19L206 20V18H204ZM207 19H208V18H207ZM209 19L212 20V18H210V17H209ZM220 19H222V18H220ZM230 19H231V20H230ZM47 20H48V19H47ZM141 20H139V21L141 22ZM144 20H143V21H144ZM152 20H151V21H152ZM176 20H177V19H176ZM178 20H179V19H178ZM186 20L188 21V18H187ZM195 20H196V19H195ZM197 20H199V19H197ZM211 20H210V21H211ZM159 21H161V20H159ZM183 21H184V20H183ZM200 21H201V20H200ZM202 21H204V20L202 19ZM210 21H209V22H210ZM222 21H223V20H222ZM44 22H45V21H44ZM48 22H49V21H48ZM50 22H51V21H50ZM152 22H153V21H152ZM163 22H164V21H163ZM169 22H170V21H169ZM176 22H177V21H176ZM188 22H191V21H188ZM205 22H206V21H204L203 23L205 24ZM209 22H208V23H209ZM153 23H154V22H153ZM158 23H159V22H158ZM177 23H178V22H177ZM185 23H186V21H185ZM195 23H197V21H195ZM239 23H240V25H239ZM51 24H52V23H50V25H51ZM125 24H126V23H125ZM155 24H156V23H155ZM161 24H162V22H161ZM161 24H159V25H161ZM189 24H190V23H189ZM191 24H192V22H191ZM168 25H169V24H168ZM196 25H197V24H196ZM199 25H200V23H199ZM199 25H197V26H199ZM201 25H202V23H201ZM206 25H207V24H205V25H203V26H206ZM208 25H209V24H208ZM227 25H228V24H227ZM126 26H127V24H126ZM136 26H137V25H136ZM138 26H139V25H138ZM184 26H186V25H184ZM197 26H196V27H197ZM203 26H202V28H203ZM211 26H212V25H211ZM225 26H226V25H225ZM239 26H240V27H239ZM128 27H127V28H128ZM168 27H169V26H168ZM178 27H179V26H178ZM188 27H189V26H188ZM190 27H191V26H190ZM199 27H201V26H199ZM206 27H207V26H206ZM42 28H43V27H42ZM132 28H133V27H132ZM156 28H157V27H156ZM159 28H160V27H159ZM161 28H162V27H161ZM164 28H165V27H164ZM192 28H193V26H192ZM210 28H211V27H210ZM231 28H232V27H231ZM125 29H126V28H125ZM162 29H163V28H162ZM183 29H184V28H183ZM186 29H187V27H186ZM189 29H190V28H189ZM197 29H198V28H196V30H197ZM204 29H205V28H204ZM212 29H213V27H212ZM159 30L161 31V29H159ZM170 30H171V29H170ZM180 30H181V29H180ZM206 30H208V29H206ZM226 30H227V29H226ZM127 31H128V30H126V32H127ZM197 31H198V30H197ZM197 31H196V33H197ZM202 31H203V30H202ZM204 31H205V30H204ZM204 31H203V33H205ZM211 31H212V30H211ZM224 31H225V30H224ZM40 32H41V31H40ZM46 32H47V31H46ZM150 32H151V33H150ZM153 32H154V31H153ZM156 32H157V31H156ZM207 32H208V31H207ZM207 32H206V33H207ZM230 32L233 33V34L231 35ZM256 32H255V34H256ZM43 33H44V32H43ZM48 33H49V32H48ZM164 33H165V32H164ZM166 33H167V32H166ZM188 33H189V32H188ZM193 33H194V32H192V34H193ZM209 33H211V34L213 33L212 35H214L215 31L213 30L212 32H210V30H209L208 34H209ZM260 33H261V32H260ZM260 33H259V34H260ZM35 34H36V33H35ZM35 34H34V35H35ZM157 34H158V33H157ZM162 34H163V33H162ZM181 34H182V33H181ZM190 34H191V33H190ZM194 34H195V33H194ZM208 34H206V36L204 37V40H203V41H205V39H206L205 42H208V41H207V37H208V39L210 38L209 36H207ZM216 34H217V35H216ZM216 34H215V35L218 36V35L221 34V32H220L219 34L216 32ZM223 34H224V32H223ZM255 34H254V35H255ZM257 34H258V33H257ZM31 35H32V34H31ZM39 35H40V34H39ZM159 35H160V34H159ZM197 35H198V34H197ZM204 35H205V34H203L202 36H204ZM212 35H210V36H212ZM260 35H261V34H260ZM41 36L43 37V34H42ZM41 36H40V38H42ZM128 36H129V35H128ZM131 36H130V38H131ZM155 36H157V35H155ZM164 36H165V35H164ZM164 36H163V37H164ZM184 36H185V35H184ZM194 36L197 37L196 35H194ZM202 36H201V38L203 39ZM29 37H30V36H29ZM45 37H46V36H45ZM157 37H158V36H157ZM157 37H156V38H157ZM174 37H175V36H174ZM189 37H190V36H189ZM189 37H188V39H189ZM192 37H193V36H192ZM239 37L237 36L236 38L239 39ZM254 37H255V36H254ZM125 38H126V37H125ZM127 38H128V37H127ZM153 38H155V37H153ZM159 38H160V37H159ZM167 38H168V37H167ZM193 38H194V37H193ZM193 38H192V40H193ZM201 38H200V39H201ZM212 38H214V37H212ZM215 38H216V37H215ZM215 38H214V39H215ZM218 38H219V36H218ZM218 38H217V39H218ZM255 38H256V37H255ZM36 39H37V37H36ZM36 39H35V40H36ZM42 39L44 40V38H42ZM47 39H49V38H47ZM128 39H129V38H128ZM194 39H195V38H194ZM244 39H243V40H244ZM129 40H130V39H129ZM139 40H140V41H139ZM158 40H159V39H158ZM163 40H165V39H163ZM195 40H197V38H196ZM198 40H199V39H198ZM209 40H211V39H209ZM224 40H225V41H224ZM229 40H228V43H227V41H226L227 44H229V42H230ZM251 40H252V39H251ZM254 40H256V39H254ZM40 41H41V40H40ZM40 41H39V43H41ZM49 41H50V40H49ZM165 41H166V40H165ZM184 41H185V40H184ZM184 41H183V42H184ZM215 41H216V39H215ZM234 41H236V40H234ZM241 41H242V40H241ZM245 41H246V40H245ZM245 41H243V42H245ZM249 41H250V40H249ZM256 41L258 42V40H256ZM35 42H36V41H35ZM37 42H38V41H37ZM42 42H43V41H42ZM156 42H157V41H156ZM190 42H191V41H190ZM193 42H194V40H193ZM200 42L202 43V41H200ZM205 42H204V43H205ZM211 42H212V40H211ZM213 42H214V41H213ZM247 42H248V41H247ZM247 42H246V43H247ZM250 42H253V41H250ZM250 42H248V45L251 46ZM259 42H260V39H259ZM126 43H127V42H126ZM126 43H125V44H126ZM223 43H222V44H223ZM261 43H262V42H261ZM261 43H260V44H261ZM43 44H44V42H43ZM128 44H129V43H128ZM134 44H136V45H134ZM154 44H156V43H154ZM159 44H160V43H159ZM194 44H195V43H194ZM199 44H200V43H199ZM215 44H217V42H216ZM215 44H214V46H216ZM236 44H237V42H235V45H236ZM240 44H241V43L239 42V46H240ZM244 44H245V43H244ZM34 45H35V44H34ZM41 45H42V44H41ZM126 45H127V44H126ZM129 45H130V44H129ZM139 45H140V46H139ZM164 45H165V44H164ZM166 45H167V44H166ZM202 45H203V44H202ZM202 45H201V46H202ZM204 45H205V44H204ZM211 45H213V44H211ZM211 45L209 44V47H211ZM232 45H233V42H232ZM254 45H255V43H254ZM257 45H259V44H257ZM257 45H255V46H257ZM38 46H39V45H38ZM38 46L36 45V47H38ZM42 46H45V44L42 45ZM42 46H41V47H42ZM50 46H51V44H50ZM50 46H49V47H50ZM150 46H151V47H150ZM191 46H192V45H191ZM218 46H219V45H218ZM230 46H231V45H230ZM242 46H243V44H242ZM252 46H253V45H252ZM33 47H35V46H33ZM39 47H40V46H39ZM51 47H52V46H51ZM128 47L131 48L130 46H128ZM157 47H158V46H157ZM168 47H169V46H168ZM183 47H184V46H183ZM189 47H190V46H189ZM197 47H198V46H197ZM199 47H200V45H199ZM207 47H208V46H207V44H206V47H205V48H207ZM226 47L228 48V46H226ZM232 47H233V46H232ZM237 47H238V46L236 45V48H237ZM245 47H248V46L245 45L244 47H242V50H241L242 53L240 52L241 54H240V53H238V54L236 53V55H238V56H234V53L236 52V51H234V50H233L234 53L232 52L233 55H231V53H229V52H226L225 55H223V54L221 53V54L224 56L225 59H224V58H223V59H224L225 61H226V59H228V56H229V58H230V57L232 58V56L235 57L236 60H235L234 58H232L233 60H232V59H229V60H228L229 62L227 61L228 66L231 65V64H229V63L231 62V63L233 64V66H234L235 68H238V69H239L240 67H241L242 69H247V67L250 68V66H251V65H250L251 60H253L254 57H255V58H254V60H255L259 55H257V56H253L254 54H249V55H248V52H247V51H245V50L243 51V48H245ZM259 47H260V46H259ZM45 48H46V46H45ZM125 48H126V47H125ZM129 48H128V50H129ZM134 48H135V47H134ZM134 48H133V49H134ZM170 48H171V47H170ZM172 48H173V47H172ZM175 48H176V46H175ZM211 48H213V47H211ZM215 48H217V47H215ZM222 48L225 49L224 47H222ZM234 48H235V46H234ZM252 48H253V47H252ZM30 49H31V47H30ZM36 49L38 50V48H35V50H36ZM43 49H44V47H43ZM49 49H50V48H49ZM52 49H53V47H52ZM52 49H50V50H52ZM155 49H156V47H155ZM160 49H161V48H160ZM176 49H177V48H176ZM202 49H203V48H202ZM202 49H201V50H202ZM208 49L210 50V48H208ZM218 49H219V47H218ZM228 49H229V48H228ZM239 49H240V47H239ZM239 49H238V50H239ZM245 49H246V48H245ZM247 49L250 50L249 47H248ZM256 49H258V48L256 47ZM130 50H132V48H131ZM150 50H151V49H150ZM152 50H153V48H152ZM152 50H151V52L149 51V52H150L149 54L152 53V54L154 55V53H155V51H156L157 49H156L155 51H153L154 53L152 52ZM162 50H164V49L162 48ZM177 50H178V49H177ZM206 50H207V49H206ZM209 50H208V52H209ZM212 50H214V48H213ZM212 50H210V52H211ZM225 50H226V49H225ZM225 50L222 51V52L225 53ZM230 50H232V48H230ZM230 50H229V51H230ZM238 50H237V51H238ZM252 50H254V49H252ZM29 51H30V50H29ZM33 51H34V50H33ZM43 51H45V50H43ZM43 51H40V52L43 53ZM157 51H158V50H157ZM159 51H160V50H159ZM182 51H183V50H182ZM197 51H198V50H197ZM226 51H227V50H226ZM254 51H255V50H254ZM254 51H253V52H254ZM258 51H260V50H258ZM46 52H47V50H46ZM46 52H45V55L48 53V52H47V53H46ZM49 52H51V51H49ZM138 52H139V53H138ZM162 52H163V51H162ZM167 52H168V51H167ZM195 52H196V50H195ZM200 52H201V51H200ZM204 52H205V50H204ZM230 52H231V51H230ZM249 52L251 53V51H249ZM8 53H9V52H8ZM54 53H55V52L53 51V54H54ZM120 53H122V52H120ZM123 53H124V52H123ZM123 53H122V54H123ZM137 53H138V54H137ZM170 53H171V52H170ZM170 53H169V55H170ZM187 53H188V52H187ZM215 53H216V52H214L213 54H215ZM219 53H220V52H219ZM256 53H257V52H256ZM166 54H168V53H166ZM188 54H189V53H188ZM194 54H197V53H194ZM198 54H199V53H198ZM200 54L202 55V53H200ZM205 54H206V53H205ZM205 54H203V55H205ZM207 54H208V53H207ZM207 54H206V55H207ZM37 55H38V54H37ZM48 55H49V53H48ZM48 55H47V57H48ZM146 55H147V53H146ZM146 55H145V57H146ZM159 55H160V54H159ZM172 55H173V54H172ZM191 55H193V54H191ZM208 55H209V54H208ZM216 55H217V53H216ZM218 55H220V54H218ZM218 55H217V56H218ZM222 55H220V56H222ZM250 55H252L253 58H250V57H249ZM29 56H30V53H29ZM41 56H42V55H41ZM55 56H56V55H55ZM147 56H148V55H147ZM151 56H152V55H151ZM161 56H162V55H161ZM181 56H182V55H181ZM185 56H188V55H185ZM211 56H213V55H211ZM214 56H215V55H214ZM214 56H213V57H214ZM225 56H227V58H226ZM262 56H263V55H262ZM52 57H54V56H52ZM121 57H122V56H121ZM131 57H132V58H131ZM145 57L143 58V60H145ZM154 57H155V58H156V57L159 58V56H157V53L155 54ZM154 57H152L153 59L151 58L152 61H155V60H154ZM162 57H164V56H162ZM169 57H170V56H169ZM182 57H183V56H182ZM191 57H192V56H191ZM197 57H198V56H197ZM200 57H201V56H200ZM259 57H260V56H259ZM259 57H258V60L261 61V58H259ZM263 57H264V56H263ZM33 58H34V57H33ZM33 58H31V60H32ZM64 58H66V57H64ZM122 58H123V57H122ZM124 58H123V59H124ZM130 58L132 59V61H130ZM137 58H138V57H137ZM141 58H142V57H141ZM158 58H157V59H158ZM192 58H193V60H191V61H194V57H192ZM210 58H212V57H210ZM217 58H218V57H216V58H214V59H217ZM221 58H222V57H221ZM221 58L219 57V59H221ZM41 59L43 60L42 57H41ZM46 59H47V58H46ZM149 59H150V57H149ZM157 59H156V60H157ZM166 59H167V58H166ZM176 59H177V58H176ZM201 59H202V57H201ZM201 59H200V60H201ZM206 59H207V58H206ZM214 59H213V60H214ZM219 59H218V60H219ZM223 59H221V62H220V63H222L221 65H220V63H219V66H218V65H217L218 63H216V67L218 66V72H219V70H220V69H219L220 66L223 67V64H224V66H225V61H223ZM34 60H37V59H34ZM50 60H51V59H49V61H50ZM58 60H59V59H58ZM84 60H86V59H84ZM88 60H89V59H88ZM136 60H137V59H136ZM139 60H140V59H139ZM169 60H170V59H169ZM171 60H172V58H171ZM182 60H183V59H182ZM207 60H208V59H207ZM230 60H232V61H230ZM38 61H39V60H38ZM60 61H61V60H60ZM60 61H59V62H60ZM89 61H90V60H89ZM91 61H92V60H91ZM137 61H138V60H137ZM177 61H178V60H177ZM188 61H189V60H188ZM197 61H198V60H197ZM209 61H210V60H209ZM216 61H217V60H216ZM216 61H215V62H216ZM219 61H220V60H219ZM222 61H223L224 63H223ZM260 61H257V64H259L258 62H260ZM263 61H264V59H263ZM0 62H1V61H0ZM36 62H37V61H36ZM47 62H48V61H47ZM86 62H87V61H86ZM165 62H166V61H165ZM203 62H204V59H203ZM205 62H206V61H205ZM211 62L213 63L214 61L211 60ZM211 62H210V63H211ZM217 62H218V61H217ZM255 62H256V61H255ZM261 62H262V61H261ZM261 62H260V63H261ZM32 63H33V62H32ZM37 63H38V62H37ZM48 63H50V62H48ZM53 63H54V61H53ZM55 63H56V60H55ZM89 63H90V62H89ZM96 63H97V62H96ZM134 63H136V61H134ZM144 63H145V61H144ZM146 63H147V61H146ZM158 63H159V62H158ZM163 63H164V62H163ZM166 63H167V62H166ZM187 63H188V62H187ZM195 63H196V62H195ZM198 63H200V62H198ZM212 63H211V64H212ZM253 63H254V62H252V64H253ZM38 64H39V63H38ZM40 64H41V63H40ZM45 64H46V63H45ZM57 64H58V63H57ZM87 64H88V63H87ZM125 64H126V63H125ZM149 64H150V63H149ZM154 64H155V63H154ZM159 64H160V63H159ZM169 64H170V62H169ZM211 64H210V65H211ZM257 64H254V65L252 66L253 69H254L255 65H257ZM0 65H2V64H0ZM11 65H12V64H11ZM28 65H29V64H28ZM33 65H34V64H33ZM35 65H36V64H35ZM47 65H49V64H47ZM59 65H60V64H59ZM84 65H85V63H84ZM98 65H99V64H98ZM126 65H127V64H126ZM134 65H136V64H134ZM134 65H132V66H134ZM138 65H141V64L138 63ZM181 65H182V64H181ZM183 65H184V64H183ZM192 65L194 66V64H192ZM195 65H196V64H195ZM201 65H202V64H201ZM205 65L208 66L206 63H205ZM226 65H227V64H226ZM261 65H262L261 67H258V65H257L256 67H258V69L260 68V71H263V72H264V62H263V64H261ZM65 66H66V65H65ZM82 66H83V65H82ZM141 66H144V65H141ZM141 66H140V67H141ZM146 66H147V65H146ZM149 66H152V65L150 64ZM156 66H157V65H156ZM158 66H159V65H158ZM160 66H163L164 68L166 67V66H164V64H163V65L160 64ZM184 66H185V65H184ZM187 66H188V65H187ZM187 66H186V67H187ZM193 66H192V67H193ZM203 66H204V65H203ZM231 66H232V65H231ZM231 66H230V67H231ZM233 66H232L231 68H233ZM259 66H260V65H259ZM2 67H3V66H2ZM26 67H27V65H26ZM26 67H25V68H26ZM31 67H32V66H31ZM35 67H36V66H35ZM35 67H34V70H35ZM37 67H39V66H37ZM41 67H42V66H41ZM44 67H45V65H44ZM44 67H43V69H44ZM47 67H48V66H47ZM47 67H46V69H47ZM58 67H59V66H58ZM58 67H57V68H58ZM87 67H88V66H87ZM92 67H93V65H92ZM96 67H97V66H96ZM154 67H155V66H154ZM189 67H190V66H189ZM194 67H195V66H194ZM198 67H199V66H198ZM198 67H197V68H198ZM208 67H209V66H208ZM210 67H211V66H210ZM210 67H209V68H210ZM222 67H221V68H222ZM225 67H226V66H225ZM225 67H224V68H225ZM252 67H251V68H252ZM256 67H255V68H256ZM4 68H5V67H4ZM89 68H91V67H89ZM131 68H134V67H131ZM146 68H147V67H146ZM158 68H159V67H158ZM160 68H162V67H160ZM169 68H170V67H169ZM174 68H175V67H174ZM200 68H201V66H200ZM200 68H199V70H200ZM204 68H205V66H204ZM212 68H213V67H212ZM227 68H228V67H227ZM227 68H226V69H227ZM241 68H240V70H241V72H242V69H241ZM8 69H9V68H8ZM27 69H30V67H28ZM37 69H38V68H37ZM84 69H85V68H84ZM86 69H87V68H86ZM94 69H95V67H94ZM102 69H103V68H102ZM104 69H105V68H104ZM127 69H128V68H127ZM127 69H126V70H127ZM134 69H136V68H134ZM134 69H128V70L125 72V74L123 73L124 75H123V74H120L119 77H118V79H119V78H120L121 80L123 79V80H122V83H123V84H125L126 81H128V80L133 81V80H138V79H139L138 82L140 83V79H143V80H144V77H145V75H144L145 67H144V70H143V71L141 70V68H140V69L138 68L137 70H134ZM148 69H149V68H148ZM152 69H153V67H152ZM152 69H151V71H152ZM155 69H156V68H155ZM183 69H185V68H183ZM188 69H189V71H187ZM188 69H187V70L185 69V70H186L185 73L183 72V71H185V70H182L181 73H183V75L180 76V78L182 77V78L179 80L180 84H179V83L176 84V86H177L178 84L183 86V89H182V87H181V88H180L181 90H178V91H181L180 93H182V94H185V92H188V89H189V92H190V90H191L190 88H192V86H196V85H193V84H192V85L189 84L190 82L188 81V79H190L191 76L196 75L195 73H196V71H198V70H196V68H195V70H190L191 67L188 68ZM192 69H194V68H192ZM205 69H206V68H205ZM207 69H208V68H207ZM215 69H216V68H215ZM215 69H213V70H212V69H208V71H206L207 73H206V72H205V73H206V74H210V73L212 74V73L214 72ZM258 69H257L256 71H258ZM5 70H6V69H5ZM9 70H10V69H9ZM9 70H8V71H9ZM21 70H22V69H21ZM21 70H20V72H22ZM23 70H24V69H23ZM31 70H32V69H31ZM31 70H30V71H31ZM39 70H40V69H39ZM89 70H90V69H89ZM98 70H99V69H98ZM124 70H125V68H124ZM149 70H150V69H149ZM160 70H161V69H160ZM166 70H167V69H166ZM201 70L204 71L203 68H202ZM210 70L213 71V72H211ZM223 70H224V69H223ZM228 70H229V68L227 69V71H228ZM11 71H12V70H11ZM28 71H29V70H28ZM47 71H48V70H47ZM100 71H102V70H100ZM153 71H154V70H153ZM153 71H152V72H153ZM157 71H158V70H157ZM167 71H168V70H167ZM236 71H237V72H236ZM244 71H245V70H244ZM253 71H254V70H253ZM260 71H259V72H260ZM5 72H6V71H5ZM45 72H46V70H45ZM76 72H77V71H76ZM76 72H75V73H76ZM81 72H82V71H81ZM85 72H86V71H85ZM89 72H90V71H89ZM96 72H97V71H96ZM120 72H121V70H120ZM120 72H119V73H120ZM122 72H123V71H122ZM145 72H146V71H145ZM149 72H150V71H149ZM149 72H147V73L149 74ZM158 72H159V71H158ZM169 72H170V71H169ZM172 72H173V70H172ZM198 72H199V71H198ZM198 72H197V73H198ZM223 72H224V71H223ZM228 72H230V71H228ZM231 72H232V71H231ZM233 72H236L235 75H237V73L240 74L239 70H237V69H236V70H233ZM6 73H7V72H6ZM35 73H36V72H35ZM43 73H44V72H43ZM43 73H41V74L43 75ZM86 73H87V72H86ZM104 73H105V72H104ZM153 73H155V72H153ZM167 73H168V72H167ZM201 73H202V72H200V74H201ZM205 73L203 72V74H201V75L204 76V77L206 78L207 75H204ZM214 73H215V72H214ZM214 73H213V74H214ZM219 73H220V72H219ZM248 73H249V72H248ZM250 73H251V71H250ZM260 73H261V72H260ZM17 74H18V73H17ZM17 74H15V75H17ZM28 74H30V73H28ZM28 74H27V75H28ZM37 74H38V73H37ZM45 74H46V73H45ZM79 74L84 75V74H82V73H79ZM87 74H88V73H87ZM94 74H95V73H94ZM100 74H101V73H100ZM159 74H162V73H159ZM174 74H175V73H174ZM211 74H210V75H211ZM216 74H217V73H216ZM222 74H223V73L221 72V75H222ZM233 74H234V73H233ZM243 74H244V73H243ZM262 74H263V73H261V75H262ZM19 75H20V74H19ZM25 75H26V74H25ZM47 75H48V72H47ZM90 75H91V73H90ZM92 75H93V74H92ZM92 75H91V77H92ZM117 75H118V73H117ZM121 75H123L122 78H121ZM142 75H144V77H143ZM157 75H158V74H157ZM165 75H166V74H165ZM172 75H173V74H172ZM172 75H170V76H172ZM201 75H199V77H202ZM225 75H226V73H225ZM235 75H234V76H235ZM248 75H249V74H248ZM251 75H252V74H250V76H251ZM253 75H254V74H253ZM256 75H257V74H256ZM259 75H260V74H259ZM259 75H257V76H259ZM8 76H9V75H8ZM17 76H18V75H17ZM22 76H23V75H22ZM28 76H29V75H28ZM28 76H27V77H28ZM49 76H50V75H49ZM140 76H141V77H140ZM153 76H154V75H153ZM158 76H159L158 78H160V75H158ZM162 76H163V75H162ZM162 76H161V77H162ZM167 76H169V74H168ZM174 76H176V75H174ZM208 76H209V75H208ZM208 76H207V78H206L205 80H206L207 82H209L208 80H211V81H212V79H208V78H209ZM223 76H224V75H223ZM229 76H230V75H229ZM231 76L233 77V75H231ZM237 76H238V75H237ZM9 77H10V76H9ZM27 77H25V78L27 79ZM43 77H44V76H43ZM50 77H51V76H50ZM50 77H49V79H50ZM80 77H81V76H80ZM91 77H90V78H91ZM142 77H143V78H142ZM197 77H198V75H197ZM197 77H196V78H197ZM212 77H213V76H212ZM215 77H216V76H215ZM215 77H214L215 82L218 83V82L216 81V78H215ZM218 77H220V74H219ZM239 77H240V76H239ZM239 77H238V78H239ZM251 77H252V76H251ZM254 77H256V76H253V77H252V80H253ZM16 78L18 79V77H16ZM19 78H20V77H19ZM31 78H32V77H31ZM45 78H46V76H45ZM87 78H88V77H87ZM146 78H147V77H146ZM146 78H145V79H146ZM150 78H151V77H150V75H149V79H150ZM166 78H167V77H166ZM168 78H170V77H168ZM168 78H167V79H168ZM173 78H174V77H173ZM175 78H178V77H175ZM225 78H226V77H225ZM11 79H13V78H10V80H11ZM28 79H29V78H28ZM34 79H35V78H34ZM37 79H38V78H37ZM131 79H133V80H131ZM152 79H155V78H152ZM161 79H162V78H161ZM194 79H195V78H194ZM200 79H203V77L200 78ZM200 79L197 78L196 81H199ZM207 79H208V80H207ZM226 79H227V78H226ZM240 79H241V78H240ZM248 79H250V78H248ZM259 79H262V78H261V77L258 78V79H255V78H254V81H255V80L257 81V80H259ZM263 79H264V78H263ZM263 79H262V80H263ZM14 80H15V79H14ZM22 80H23V79H22ZM22 80H21V81H22ZM24 80H25V79H24ZM47 80H48V79H47ZM47 80H46V82H47ZM116 80H117V77H116ZM191 80L193 81L192 78H191ZM205 80H204V82H203L204 84L206 83ZM220 80H222V79H220ZM227 80H228V79H227ZM233 80H234V79H233ZM244 80H246V79H244ZM33 81H34V80H33ZM36 81H38V80H36ZM40 81H41V80H40ZM49 81H50V80H49ZM96 81H97V80H96ZM123 81H125V83H124ZM145 81H146V80H145ZM148 81H149V80H148ZM150 81H152V80L150 79ZM157 81H158V80H157ZM159 81H160L159 83H161V80H159ZM162 81H163V80H162ZM165 81H166V79H165ZM168 81H169V80H167V82H168ZM172 81H173V80H172ZM172 81H171V82H172ZM177 81H178V79H177ZM177 81H176V82H177ZM213 81H214V80H213ZM213 81H212V84L214 83ZM254 81H253V84H254ZM260 81H261V80H260ZM260 81H257V82H260ZM29 82H30V81H29ZM34 82H35V81H34ZM43 82H44V81H43ZM117 82H118V81H116L115 85L117 84ZM141 82H142V81H141ZM155 82H156V81H155ZM194 82H195V81H194ZM199 82H200V81H199ZM201 82H202V81H201ZM220 82H221V81H220ZM226 82L228 83V81H226ZM232 82H235V81H232ZM246 82H247V80H246L245 83H244L245 85L248 84V83H246ZM248 82L252 83V82H251V79H250ZM20 83H21V82H20ZM22 83H23V82H22ZM38 83H39V82H38ZM38 83H36V86H37ZM49 83H50V82H49ZM85 83H86V82H85ZM118 83H121V81L118 82ZM143 83H144V81H143ZM143 83H140V84H143ZM145 83H146V82H145ZM150 83H151V82H150ZM191 83H192V82H191ZM209 83H211V82H209ZM209 83H208V84L206 83V84H207L206 86H208L209 89H210V85H212V84L209 85ZM227 83H226V84H227ZM239 83H240V82H239ZM250 83H249V84H250ZM42 84L44 85V83L41 82V85H42ZM123 84H122V85H123ZM137 84H138V83H137ZM147 84H148V82H147ZM174 84H175V83H174ZM188 84L191 85V87H189ZM194 84H196V83H194ZM214 84H215V83H214ZM218 84H219V83H218ZM218 84H215V85H218ZM229 84H230V83H229ZM233 84H235V83H233ZM249 84H248V86H249ZM255 84H257V83H255ZM255 84H254V87H257L258 91H260V92H258V91L256 90V91L258 92V94H259V95H263V96H261V97H260V96H257L258 98L260 97L259 99H257V104H261V103H262V105L264 106V104H263V103H264V100H263V99H264V90H263V89H264V80H263V83H262V84H261V83H258L256 86H255ZM24 85H25V84H24ZM38 85H39V84H38ZM43 85H42V86H43ZM48 85H49V84H48ZM85 85H86V84H85ZM125 85H127V84H125ZM128 85H129V84H128ZM130 85H131V84H130ZM149 85H150V84H149ZM179 85H178V86H179ZM200 85H201V84H200ZM202 85H203V84H202ZM261 85H263L262 88L260 87ZM11 86H12V84H11ZM29 86H30V85H29ZM89 86H90V85H89ZM119 86H120V85H119ZM131 86H133V85H131ZM145 86H146V85H145ZM150 86L152 87V84H151ZM155 86H157V85H155ZM159 86H160V85H159ZM162 86H163V85H162ZM166 86H167V85H166ZM166 86H165V87H166ZM172 86H173V85L170 84V87H172ZM176 86L174 85V87H176ZM178 86H177V87H178ZM187 86H188V88H187ZM203 86H205V85H203ZM206 86H205V87H206ZM218 86H220V85H218ZM221 86H222V84H221ZM221 86H220V87H221ZM223 86H224V85H223ZM227 86H228V85H227ZM229 86H230V85H229ZM240 86H243V85H240ZM251 86H253V85H251ZM46 87H47V86H45V88H46ZM113 87H114V86H113ZM124 87H125V86H124ZM127 87H128V86H127ZM129 87H130V86H129ZM133 87H135V89H136V86H133ZM143 87H144V86H143ZM151 87H150V88H151ZM165 87H164V88H165ZM170 87H169V88H170ZM197 87H200V86H197ZM205 87H202V89H204ZM211 87H212V86H211ZM216 87H217V86H214V85H213V88H216ZM243 87H244V86H243ZM243 87L241 88V90H239V89H237L238 87L236 88L235 85L233 86V88H235V93H236V89H237V90H239V91H237V94H239L240 96L245 95L244 97H245V101H246V100H247V99H246V98H247V94H248V92H249V89H248V88H252V87H248V88H247V86H245L244 88H243ZM33 88H34V87H33ZM88 88H89V87H88ZM137 88H138V87H137ZM148 88H149V86H148ZM158 88H159V87H158ZM161 88H162V87H161ZM200 88H201V87H200ZM224 88H226V90H227V87H224ZM224 88L222 87V89H224ZM239 88H240V87H239ZM246 88L248 89V91H246ZM259 88L262 89V90H260ZM23 89H24V88H23ZM119 89H120V88H119ZM119 89H118V90H119ZM126 89L128 90V88H126ZM140 89H141V87H140ZM145 89H146V87H145ZM172 89L174 90V88H172ZM185 89H186V90H185ZM193 89H194V88H193ZM216 89H217V88H216ZM229 89H231V88H229ZM254 89H256V88H254ZM254 89H253V90H254ZM17 90H18V89H17ZM21 90H22V89H21ZM30 90H31V89H30ZM30 90H29V92H30ZM118 90H117V91H118ZM121 90H122V89H121ZM121 90H119L117 93L121 92ZM127 90H126V91H127ZM129 90H130V89H129ZM146 90H148V89H146ZM153 90H154V87H153ZM156 90H157V89H156ZM158 90H159V89H158ZM158 90H157V91H158ZM164 90H165V89H164ZM164 90H162V92H163ZM167 90H168V88H167ZM205 90H206V88H205ZM205 90H203V93L205 92ZM213 90H214V89H213ZM217 90H218V89H217ZM226 90H225V91H226ZM231 90H233V89H231ZM15 91H16V90H15ZM25 91H26V90H25ZM33 91H34V90H33ZM123 91H124V88H123ZM126 91H124V92H126ZM138 91H139V90H138ZM143 91H144V90H143ZM150 91H151V90H150ZM198 91H199V90H198ZM209 91H210V90H209ZM221 91H222V90H221ZM262 91H263V92H262ZM19 92H20V91H19ZM146 92H148V91H146ZM158 92H159V91H158ZM213 92H217V91H213ZM219 92H220V91H219ZM228 92H229V91H228ZM238 92H239V93H238ZM250 92H252V91H250ZM133 93H134V92H133ZM137 93H138V92H137ZM139 93H140V91H139ZM142 93H143V92H142ZM150 93H151V92H150ZM164 93H166V92H164ZM164 93H163V94H164ZM174 93H176V90H175ZM174 93H173V94L171 93V94L174 96ZM194 93H195V92H194ZM260 93H261V94H260ZM17 94H18V93H16V95H17ZM37 94H39V93H36L35 95H37ZM100 94H101V93H100ZM113 94H115V93L113 92ZM121 94H122V92L120 93V95H121ZM126 94L128 95L129 93H126ZM131 94H132V93H131ZM135 94H136V93H135ZM135 94H133V95H135ZM178 94H179V93H178ZM195 94H196V93H195ZM201 94H202V93H201ZM209 94H210V93H209ZM209 94H208V95H209ZM212 94H213V93H212ZM220 94L222 95L223 93L220 92ZM228 94H229V93H228ZM237 94H236V95H237ZM258 94H256V95H258ZM28 95H30V94H28ZM41 95H42V94H41V92H40L39 97H40ZM115 95H116V94H115ZM118 95H119V94H118ZM142 95H143V94H142ZM142 95L140 94V97H141ZM144 95H145V92H144ZM157 95H158V94H157ZM176 95H177V94H176ZM180 95H181V94H180ZM197 95H198V94H197ZM216 95H217V94H216ZM223 95H224V94H223ZM223 95H222V96H223ZM225 95H226V94H225ZM248 95H249V94H248ZM251 95H253V94H251ZM131 96H132V95H131ZM135 96H137V95H135ZM138 96H139V95H138ZM151 96H153V95H151ZM151 96H150V98H151ZM159 96H160V95H159ZM163 96H164V95H163ZM163 96H162V97H163ZM168 96H169V95H168ZM193 96H194V95H193ZM203 96H204V95H203ZM203 96H202V97H203ZM226 96H227V95H226ZM232 96H234V95H232ZM240 96H239V97H240ZM253 96H254V95H253ZM127 97H129V95H128ZM160 97H161V96H160ZM180 97H181V96H180ZM188 97H189V96H188ZM191 97H192V96H191ZM219 97H220V96H219ZM228 97H230V96H228ZM237 97H238V95H237ZM237 97H236V99H238V100H236V101H239V102H237V103H239V106H240V100H242V102H241V107H242V106H245L244 104L247 105V104L250 103V100H248V101H246V103H244V101H243L244 99H240L239 97H238V98H237ZM242 97H243V96H242ZM251 97H252V96H251ZM40 98H41V97H40ZM129 98H130V97H129ZM133 98H137V97H133ZM144 98H145V97H144ZM192 98H193V97H192ZM200 98H201V97H200ZM224 98H225V97H224ZM24 99H25V98H24ZM26 99H27V96H26ZM41 99H42V98H41ZM138 99H139V98H138ZM162 99H163V98H162ZM162 99H161V101H162ZM180 99H181V98H180ZM231 99H232V98H231ZM130 100H132V99H130ZM141 100H142V99H141ZM141 100H140V101H141ZM149 100H150V99H149ZM149 100H148V101H149ZM152 100H153V99H152ZM169 100H170V99H169ZM169 100H168V101H169ZM182 100H183V98H182ZM191 100H192V99H191ZM197 100H198V99H197ZM197 100H196V101H197ZM225 100H226V99H225ZM234 100H235V97H234ZM251 100H252V98H251ZM126 101H127V100H126ZM133 101H134V100H133ZM133 101H132V102H133ZM140 101H139V102H140ZM156 101H157V100H156ZM171 101H172V100H171ZM180 101H181V100H180ZM223 101H224V100H223ZM236 101H235V102H236ZM253 101H256V96L254 97V100H253ZM253 101H252V102H253ZM26 102H27V101H26ZM26 102H25V103H26ZM39 102H40V101H39ZM134 102H135V101H134ZM141 102H143V101H141ZM141 102H140V103H141ZM204 102L206 103V100H204ZM204 102H203V103H204ZM218 102H219V101H218ZM224 102H225V101H224ZM226 102H227V101H226ZM228 102H229V101H228ZM247 102H248V103H247ZM252 102H251V103H252ZM41 103H42V101H41L40 103H38V104H41ZM44 103H45V102H44ZM126 103H127V102H126ZM129 103H130V102H129ZM143 103H144V102H143ZM149 103H150V102H149ZM164 103H165V102H164ZM174 103H175V102H173V104H174ZM187 103H188V102H187ZM189 103H190V102H189ZM196 103H197V102H196ZM214 103H215V102H214ZM214 103H212V104H213V105L218 104V103H216V104H214ZM229 103L232 104L233 101H232V102H229ZM229 103H228V104H229ZM237 103H236V104H237ZM251 103H250V104H251ZM253 103H256V102H253ZM123 104H124V103H123ZM135 104H136V103H134L133 105H135ZM154 104H155V103H154ZM173 104L170 105V104L168 103V105H167V104H166V105H167L169 108H173V107H172ZM198 104H199V103H198ZM207 104H208V103H207ZM221 104L223 105V102H222ZM221 104H219V105H221ZM234 104H235V103H234ZM250 104H249V105H250ZM31 105H33V104H31ZM125 105H126V104H125ZM128 105H129V104H128ZM149 105H150V104H149ZM166 105H164V106L166 107V110L168 111L169 108H168ZM174 105H175V104H174ZM205 105H206V104H205ZM205 105H204V106H205ZM209 105H210V104H209ZM224 105H225V104H224ZM252 105H253V104H251V106H252ZM27 106H28V105H27ZM37 106H38V105H37ZM42 106H43V105H42ZM130 106H131V105H130ZM152 106H153V105H152ZM154 106H155V105H154ZM154 106H153V107H154ZM157 106H158V105H157ZM176 106L178 107V104H177ZM201 106H202V105H201ZM217 106H218V105H217ZM226 106H228V105H226ZM226 106H225V107H226ZM253 106H256V105L254 104ZM263 106H262V107H263ZM65 107H66V105H65ZM65 107H63V108H65ZM121 107H123V105H122ZM133 107H134V106H133ZM133 107H131V109H132ZM143 107H145V105H144ZM158 107H159V106H158ZM181 107H182V106H181ZM208 107H209V106H208ZM213 107L215 108V106H212V108H213ZM221 107H222V106H221ZM221 107H220V108H221ZM233 107H234V106H233ZM236 107H238V106H236ZM236 107H235V108H236ZM247 107H248V106H246V107H244V108H247ZM249 107H250V106H249ZM259 107L262 108L261 106H258V107H255V108L257 109V108H259ZM31 108H32V107H31ZM31 108H30V109H31ZM33 108H34V107H33ZM43 108H44V107H43ZM43 108H42V109H43ZM68 108H69V106H68ZM124 108H125V106H124ZM135 108H138V107H135ZM145 108H147V107H145ZM160 108H162V107H160ZM167 108H168V109H167ZM179 108H180V107H179ZM206 108H207V107H206ZM230 108H232V106H231ZM239 108H240V107H239ZM250 108H253V107H250ZM260 108H259V109H260ZM263 108H264V107H263ZM263 108H262V111H263ZM37 109H38V108H37ZM42 109H41V110H42ZM61 109H62V108H61ZM61 109H60V110H61ZM119 109H120V107H119ZM142 109H143V108H142ZM151 109H152V108H151ZM174 109H175V108H174ZM209 109H211V108H209ZM215 109H216V108H215ZM236 109H237V108H236ZM247 109H248V108H247ZM247 109H246V110H247ZM66 110H67V109H66ZM113 110H114V109H113ZM126 110H128L127 107H126ZM144 110H145V109H144ZM144 110H143V112H144ZM147 110H148V109H147ZM154 110H155V108H154ZM156 110H157V109H156ZM164 110H165V109H164ZM164 110H163V111H164ZM171 110H172V109H171ZM204 110H205V109H204ZM213 110H214V109H213ZM217 110H218V109H217ZM232 110H233V109H232ZM238 110H239V109H238ZM238 110H237V111H238ZM241 110H242V109H241ZM248 110H249V109H248ZM39 111H40V110H39ZM121 111H122V110H121ZM132 111H133V110H132ZM138 111H140V110L138 109ZM219 111H220V110H219ZM237 111L235 110L236 113H237ZM244 111H245V110H244ZM251 111H252V110H251ZM19 112H20V111H19ZM34 112H35V111H34ZM44 112H45V111H44ZM44 112H43V113H44ZM68 112H69V109H68ZM70 112H71V111H70ZM115 112H116V111H115ZM124 112H125V110H124ZM134 112H135V111H134ZM149 112H151V111H149ZM155 112H157V111H155ZM159 112H160V111H159ZM173 112H174V111H173ZM214 112H215V111H214ZM242 112H243V111H242ZM245 112H246V111H245ZM253 112H254V111H253ZM259 112H260V111H259ZM259 112H258V113H259ZM263 112H264V111H263ZM37 113H38V112H37ZM37 113H36V115H37ZM49 113H50V112H49ZM65 113H67V111H66ZM120 113H122V112H120ZM127 113H128V112H127ZM138 113H139V112H138ZM145 113L147 114L146 111H145ZM212 113H213V111H212ZM220 113H221V111H220ZM225 113H226V112H225ZM225 113H224V114H225ZM231 113H232V112H231ZM240 113H241V111H240ZM240 113H237V114H240ZM243 113H244V112H243ZM33 114H34V113H33ZM62 114H63V113H62ZM67 114H68V113H67ZM114 114H115V113H114ZM117 114H118V113H117ZM117 114H116V115H117ZM155 114H156V113H155ZM161 114H162V113H161ZM234 114H235V113H234ZM237 114H235L236 117H238ZM248 114H249V113H248ZM250 114H251V112H250ZM255 114H256V113H255ZM255 114L253 113V114H251V115H252V116L254 115L253 117L255 118V117L257 116V114H256V116H255ZM47 115H48V114H47ZM47 115H45V116H47ZM49 115H50V114H49ZM70 115H71V114H70ZM70 115H69V116H70ZM112 115H113V114H112ZM124 115H125V113H124ZM126 115H127V114H126ZM126 115H125V116H126ZM129 115H130V114H129ZM132 115L135 116V114H132ZM140 115H141V114H140ZM140 115H139V116H140ZM142 115H143V113H142ZM144 115H145V114H144ZM158 115H159V113H158ZM225 115H226V114H225ZM225 115H224V116H225ZM227 115H228V113H227ZM230 115H231V114H230ZM230 115H229V116H230ZM63 116H64V115H63ZM136 116H137V113H136ZM147 116H148V115H147ZM151 116H152V114H151ZM159 116H160V115H159ZM161 116H162V115H161ZM239 116H240V115H239ZM258 116H259V115H258ZM261 116L263 117V113H262ZM38 117H39V116H38ZM49 117H50V116H49ZM117 117H118V116H117ZM122 117H124V116H122ZM126 117H127V116H126ZM129 117H130V116H129ZM144 117H145V116H144ZM148 117H150V116H148ZM148 117H146L147 120H148L147 122H149V120H150V119H148ZM154 117H155V116H154ZM166 117H167V116H166ZM233 117H234V116H233ZM242 117H244V115H243ZM242 117H240V119H241ZM248 117H250L249 120H247ZM259 117H260V116H259ZM262 117H261V118H262ZM35 118H36V117H35ZM39 118H40V117H39ZM47 118H48V117H47ZM47 118H46V119H47ZM52 118H53V117H52ZM118 118H120V117H118ZM131 118H132V117H131ZM134 118H137V117H134ZM142 118H143V117H142ZM152 118H153V117H152ZM167 118H168V117H167ZM169 118H170V117H169ZM245 118H247V119H241V120H246L245 122H243V121L241 122V121L239 120L240 123H241V124H240L241 132L244 133L243 135H246V132L250 129V127L252 128V125H253V122H254V119H252L251 116H249V115L247 116V114L245 115ZM66 119H67V118H66ZM112 119H113V118H112ZM138 119H139V118H138ZM165 119H166V118H165ZM234 119H235V118H233L232 120H234ZM251 119H252V120H251ZM255 119H256L255 121H256V125H257V124H258L257 121H258L260 118H259V119L255 118ZM43 120H44V119H43ZM51 120H52V119H49L48 121H51ZM113 120H114V119H113ZM119 120H122V121H123V119H119ZM127 120H128V118H127ZM129 120H130V119H129ZM230 120H231V117H230V119L228 120V122H229ZM39 121H40V120H39ZM62 121H65V118H64V120H62ZM115 121H116V120H115ZM124 121H125V120H124ZM124 121H123V122H124ZM132 121H134V119H133ZM140 121H141V120H140ZM140 121H138V123H139ZM143 121H144V120H143ZM143 121H142V123H143ZM145 121H146V120H145ZM151 121H152V120H150L149 125L151 124ZM239 121H235V120H234L235 124H236V122H239ZM51 122H52V121H51ZM53 122H54V121H53ZM113 122H114V121H113ZM117 122H118V120H117ZM232 122H233V121H232ZM63 123H64V122H63ZM65 123H66V122H65ZM65 123H64V124H65ZM67 123H69V121H68ZM71 123H72V122H71ZM114 123H115V122H114ZM124 123H127V122H124ZM124 123H123V124H124ZM131 123H132V122H131ZM133 123H134V122H133ZM225 123H226V121H225ZM111 124H112V123H111ZM111 124H110V125H111ZM118 124H119V122L117 123V125H118ZM136 124H137V123H136ZM144 124H145V123H144ZM232 124L234 125V123H232ZM232 124H230V125L232 126ZM254 124H255V122H254ZM56 125H58V124H56ZM56 125H55V126H56ZM66 125H67V124H66ZM104 125H105V124H104ZM120 125H121V123H120ZM120 125H119V127H120ZM140 125H141V124H140ZM145 125H148V124H145ZM59 126H60V125H59ZM71 126H73V125H71ZM132 126H135V125L133 124ZM226 126H227V125H226ZM228 126H229V125H228ZM105 127H107V126H105ZM105 127H104V130H105ZM128 127H129V126H128ZM136 127H137V126H136ZM138 127H139V126H138ZM138 127H137L136 130H138ZM220 127H222V126H220ZM233 127H234V126H233ZM62 128H63V126H62ZM68 128H69V127H68ZM99 128H101V127H99ZM109 128H110V127H109ZM112 128H113V126H112ZM121 128H122V125H121ZM124 128H125V126L123 127L122 131L120 130V133L122 134V136L125 135V134H127V131L130 133V130H131V129H128V130L125 131V129H127V128H125V129H124ZM229 128H230V127H229ZM236 128H237V127H236ZM238 128H239V127H238ZM253 128H254V127H253ZM53 129H54V128H53ZM58 129H59V128H58ZM63 129H64V128H63ZM70 129H72V127H71ZM118 129H119V128H118ZM140 129H141V128H140ZM143 129H144V128H143ZM148 129H149V126H148ZM148 129H146V131H147ZM224 129H225V128H224V125H223V130H224ZM234 129H235V128H234ZM239 129H240V128H239ZM239 129L237 130L238 132L240 131ZM61 130H62V129H61ZM67 130H68V129H67ZM84 130H86V129L84 128ZM87 130H88V129H87ZM102 130H103V129H102ZM111 130H112V129H110V131H111ZM113 130H114V129H113ZM123 130H124V131H123ZM134 130H135V128H134ZM136 130H135V131H136ZM219 130H220V129H219ZM232 130H233V129H232ZM252 130H254V129H252ZM258 130H259V129H258ZM54 131H55V130H54ZM58 131H59V130H57V132H58ZM89 131H91V130L89 129L87 132H89ZM99 131H100V130H99ZM107 131H109V130L107 129L105 132H107ZM118 131H119V130H118ZM118 131H117V132H118ZM141 131H142V130H141ZM233 131H234V130H233ZM235 131H236V130H235ZM62 132H63V131H62ZM70 132H72V131H70ZM70 132H69V133H70ZM81 132H82V131H81ZM122 132H123V133H122ZM241 132H239V133H241ZM250 132H251V131H250ZM253 132H254V131H253ZM60 133H61V132H60ZM60 133H59V134H60ZM84 133H86V132H84ZM93 133H94V132H93ZM96 133H97V132H96ZM96 133L94 134V136L96 135ZM101 133H103V132H101ZM109 133H110V132H109ZM114 133H115V132H114ZM134 133L136 134V132H134ZM228 133H229V131H228ZM230 133H232V132H230ZM239 133L237 134V132H236L237 135H239ZM43 134H44V133H43ZM66 134H67V133H66ZM74 134H75V133H74ZM87 134H88V133H87ZM90 134H92V132H90ZM90 134H89V135H90ZM103 134L105 135V133H103ZM107 134H108V133H107ZM118 134H119V132H118ZM131 134H133V132H132ZM142 134H144V133H142ZM146 134H147V133H146ZM170 134H171V133H170ZM232 134H234V133H232ZM257 134H258V133H257ZM60 135H61V134H60ZM60 135H59V136H60ZM83 135H84V134H83ZM85 135H86V134H85ZM92 135H93V134H92ZM108 135H109V134H108ZM110 135H111V134H110ZM112 135H113V134H112ZM112 135H111V137H112ZM127 135L129 136V134H127ZM139 135H140V134H139ZM222 135H223V133H222ZM229 135H230V134H229ZM247 135H248V133H247ZM247 135H246V136H247ZM42 136H43V135H42ZM56 136H57V135H56ZM76 136H77V135H76ZM86 136H87V135H86ZM98 136H99V135H98ZM106 136H107V135H106ZM137 136H138V135H137ZM142 136H143V135H142ZM239 136H240V135H239ZM241 136H242V134H241ZM47 137H48V136H47ZM65 137H66V136H65ZM71 137H72V136H71ZM73 137H74V136H73ZM104 137H105V136H104ZM104 137H103V138H104ZM113 137H114V136H113ZM113 137H112V138H113ZM120 137H121V136H120ZM124 137L126 138L127 136H124ZM129 137H130V136H129ZM129 137L127 138L128 140H129ZM131 137H132V138H130V139L133 140V137L135 138L136 135H135V136L131 135ZM144 137H145V136H144ZM146 137H147V136H146ZM146 137H145V138H146ZM230 137H231V136H230ZM233 137H234V135H233ZM243 137H244V136H242V138H243ZM48 138H49V137H48ZM48 138H47V139H48ZM58 138H59V137H58ZM61 138H62V137H61ZM61 138H60V139H61ZM76 138H77V137H76ZM78 138H81V137H78ZM78 138H77V140H79ZM84 138H85V137H84ZM91 138H92V136H91ZM117 138H118V137H117ZM117 138H114V140H116ZM138 138H139V137H138ZM167 138H168V137H167ZM226 138H227V137H226ZM237 138H238V137H237ZM245 138L247 139V137H245ZM245 138H244V139H245ZM252 138H253V137H252ZM255 138H256L255 141L257 142V141H258V140H257V137H255ZM40 139H43V138L40 137ZM55 139H56V138H55ZM69 139H70V138H69ZM87 139H88V138H87ZM101 139H102V138H101ZM118 139H119V138H118ZM121 139H122V138H121ZM139 139H140V138H139ZM139 139H138V140H139ZM231 139H232V138H231ZM248 139H249V138H248ZM248 139H247V140H248ZM250 139H251V136H250ZM253 139H254V138H253ZM32 140H33V139H32ZM34 140H35V138H34ZM38 140H39V139H38ZM45 140H46V139H45ZM72 140H76V139H72ZM77 140H76V141H77ZM99 140H100V139H99ZM138 140H137V141H138ZM220 140H222V139H220ZM229 140H230V139H229ZM239 140H241L240 137H239ZM63 141H64V140H63ZM86 141H87V140H86ZM106 141H107V140H106ZM108 141H109V139H108ZM117 141H118V140H117ZM125 141H126V139H125ZM125 141H124V142H125ZM143 141H144V139H143ZM218 141H219V140H218ZM250 141H253V142H254V140H250ZM29 142H30V141H28V143H29ZM70 142H71V140H70ZM91 142H95V141H91ZM91 142H90V143H91ZM221 142H222V141H221ZM228 142H229V141H227L226 143L228 144ZM233 142H234V141H233ZM236 142H238V141H236ZM236 142H235V143H236ZM239 142H240V141H239ZM241 142H242V143H240V144H241V145H240L241 148H238V149L243 150L244 155L246 154V156L243 155V157H247V159L251 158V159L249 160V163L252 164V161H251V160H253L252 158H255V157L253 156L254 154L251 155L252 157L250 156V154H251V152L254 151V150H259V149L256 148V147L258 146V145H257L258 142H257V143L254 142L255 145H257L256 147H255V145H254L253 142H251V144H253V145H249L250 142H248L249 144H247V143H246V140H244V142H243V141H241ZM33 143H36V142H33ZM38 143H39V142H38ZM42 143H43V142H42ZM56 143H57V142H56ZM58 143H59V142H58ZM63 143H64V142H63ZM63 143H62V144H63ZM73 143H74V142H72V144H73ZM106 143H107V142H106ZM108 143H110V142H108ZM115 143H116V142H115ZM136 143H137V142H136ZM139 143H141V142H139ZM139 143H138V144H139ZM229 143H230V142H229ZM65 144H67V143H65ZM78 144H79V142H78ZM91 144H92V143H91ZM94 144L96 145V143H94ZM110 144H111V143H110ZM117 144H118V142H117ZM121 144H122V143H121ZM127 144H128V143H127ZM227 144H226V145H227ZM230 144H231V143H230ZM236 144H238V143H236ZM258 144H260V142H259ZM29 145H30V147H31V144H29ZM37 145H38V144H37ZM42 145H43V144H42ZM58 145H60V144H58ZM58 145H57V146H58ZM108 145H109V144H108ZM112 145H113V144H112ZM123 145H124V144H123ZM135 145H136V144H135ZM139 145H140V144H139ZM141 145H142V144H141ZM32 146H33V145H32ZM34 146H36V145H34ZM34 146H33V147H34ZM43 146H46V144H44ZM43 146H42V147H43ZM61 146H62V145H61ZM110 146H111V145H110ZM124 146H126V143H125ZM129 146H130V145H129ZM142 146L144 147V144H143ZM217 146H218V145H217ZM222 146H225V145H222ZM236 146H237V145L234 146L235 151H236V148H237L239 145H238L237 147H236ZM36 147H37V149H38V146H36ZM47 147H48V146H47ZM63 147H65V146H63ZM66 147H69V146H66ZM103 147H104V146H103ZM106 147H109V146H106ZM112 147H113V146H112ZM112 147H110V148L112 149ZM130 147H131V146H130ZM134 147H135V146H134ZM136 147H137V146H136ZM136 147H135V148H136ZM227 147H228V146H227ZM227 147H226V148H227ZM258 147H259V146H258ZM261 147H262V146H261ZM57 148H58V147H57ZM70 148H71V147H70ZM73 148H74V147H73ZM144 148L146 149V147H144ZM147 148H149V147H147ZM215 148H216V147H215ZM219 148H220V147H219ZM226 148H225V149H226ZM252 148H253V149H252ZM34 149H35V148H34ZM37 149H36V150H37ZM43 149H44V148H43ZM55 149H56V148H55ZM59 149H60V146H59ZM77 149H78V148H77ZM108 149H109V148H108ZM113 149H114V148H113ZM126 149H127V147H126ZM136 149H137V148H136ZM140 149H141V147H140ZM225 149L223 150L224 152H225ZM227 149H228V148H227ZM238 149H237V150H238ZM124 150H125V149H124ZM129 150L131 151L130 148H129ZM129 150H127V151H128L127 154L129 153ZM141 150H142V149H141ZM212 150H213V149H212ZM218 150H219V149H218ZM229 150H230V149H229ZM231 150H232V149H231ZM31 151H32V149H31ZM38 151H39V150H37V153H38ZM41 151H42V150H41ZM57 151H58V150H57ZM59 151H60V150H59ZM122 151H123V149L121 150V152H122ZM205 151H206V150H205ZM235 151H234V152H235ZM263 151H264V149H263ZM263 151H262V152H263ZM42 152L44 153V151H42ZM42 152H41V154H42ZM66 152H67V151H66ZM66 152H63V153H66ZM68 152H69V151H68ZM92 152H93V150H92ZM94 152H95V151H94ZM96 152H97V150H96ZM132 152H133V151H132ZM137 152H138V151H136V153H137ZM142 152H143V151H142ZM214 152H215V151H213V153H214ZM218 152H219V151H217V153H218ZM227 152H228V151H227ZM236 152H237V151H236ZM254 152H255V151H254ZM256 152H257V151H256ZM260 152H261V150H260ZM262 152H261V153H262ZM30 153H31V152H30ZM32 153H33V151H32ZM45 153H46V152H45ZM55 153H56V152H55ZM58 153H59V152H58ZM124 153H125V152H124ZM146 153H148V152H146ZM215 153H216V152H215ZM252 153H253V152H252ZM257 153H258V152H257ZM257 153H256V154H257ZM261 153H260V154H261ZM91 154H92V153H91ZM98 154L101 155V153H98ZM102 154H103V153H102ZM134 154H135V153H134ZM141 154H142V153H141ZM148 154H149V153H148ZM239 154H240V150H239ZM31 155H32V154H31ZM34 155H35V154H34ZM34 155H33V156H34ZM64 155H65V154H64ZM67 155H68V154H67ZM67 155H66V157H67ZM71 155L74 156V154H72V153H71ZM75 155H76V154H75ZM89 155H90V154H89ZM103 155H104V154H103ZM129 155H130V154H129ZM131 155H132V154H131ZM138 155H139V153H138ZM142 155H143V154H142ZM230 155H231V153H230ZM261 155H262V154H261ZM62 156H63V155H62ZM90 156H91V155H90ZM94 156H95V155H94ZM225 156H226V155H225ZM233 156H234V155H233ZM233 156H232V157H233ZM257 156H258V154H257ZM36 157H37V156H36ZM96 157H97V156H96ZM102 157H103V156H102ZM124 157H125V156H124ZM126 157H127V156H126ZM128 157H129V156H128ZM130 157L132 158V156H130ZM133 157H134V156H133ZM140 157H141V156H140ZM260 157H261V156H260ZM34 158H35V157H34ZM89 158H90V157H89ZM99 158H100V157H99ZM121 158L124 160L123 157H121ZM131 158H130V159H131ZM227 158H230V157H228V155H227ZM256 158H257V157H256ZM256 158L254 159L255 162L253 161V162H254V163H253L254 165H255L256 162L258 161V159L256 160ZM74 159H75V158H74ZM119 159H120V158H118V160H119ZM135 159H136V158H135ZM247 159H246V161H247ZM262 159H263V158H262ZM91 160H92V157H91ZM93 160H94V159H93ZM96 160H97V159H96ZM101 160H102V159H101ZM108 160H109V159H108ZM116 160H117V159H116ZM116 160H115V162H116ZM140 160H141V159H140ZM239 160H241V159H239ZM260 160H261V159H260ZM89 161H90V160H89ZM94 161H95V160H94ZM99 161H100V159H99ZM102 161H104V160H102ZM111 161H112V160H111ZM124 161H125V160H124ZM135 161H136V160H135ZM232 161H233V160H232ZM236 161L238 162L237 158H236ZM244 161H245V160H244ZM250 161H251V162H250ZM87 162H88V160H87ZM91 162H93V161H91ZM106 162L108 163L107 160H106ZM106 162H105V163H106ZM109 162H110V161H109ZM119 162H120V161H119ZM121 162H122V160H121ZM121 162H120V163H121ZM126 162L128 163V161H126ZM130 162H131V161H130ZM130 162H129V163H130ZM136 162H137V161H136ZM136 162H135V164H138V163H136ZM146 162H147V161H146ZM146 162H145V163H146ZM226 162H227V161H226ZM71 163H73V162L71 161ZM75 163H77V162H75ZM75 163H74V165H75ZM96 163H97V162H96ZM96 163L94 162V164H95L96 166L93 165L92 167H94V168H95V167H98ZM100 163H101V161H100ZM107 163H106V164H107ZM111 163H112V162H111ZM120 163H119V164H120ZM123 163H124V162H123ZM133 163H134V162H133ZM139 163H140V162H139ZM230 163H232V162H229V164H230ZM239 163H241V162L239 161ZM243 163L246 164L247 162H246V163L243 162ZM257 163H258V162H257ZM33 164H35V163H33ZM91 164H92V163H91ZM98 164H99V163H98ZM112 164H113V163H112ZM114 164H115V163H114ZM116 164L118 165V163H116ZM140 164H141V163H140ZM237 164H238V163H237ZM81 165H82V164H81ZM85 165H87V164H85ZM88 165H89V164H88ZM88 165H87V166H88ZM102 165H103V164H102ZM102 165H101V166H102ZM117 165H116V166H117ZM121 165H122V164H121ZM142 165H143V163H142ZM232 165H233V164H232ZM242 165H243V164H242ZM242 165L240 164V166H242ZM247 165H248V164H247ZM247 165H245V166H246V167H248V166H252V165H248V166H247ZM262 165H263V164H262ZM34 166H35V165H34ZM76 166H79V165L76 164ZM99 166H100V165H99ZM103 166H104V165H103ZM113 166H115V165H113ZM119 166H120V165H119ZM144 166H145V165H144ZM240 166H239V167H240ZM257 166H258V165H257ZM81 167H82V166H81ZM110 167H111V166H110ZM110 167H109V168H110ZM122 167H123V165L121 166V168H122ZM124 167H125V165H124ZM128 167H130V166L128 165ZM128 167H127V168H128ZM141 167H142V166H141ZM145 167H146V166H145ZM243 167H244V166H243ZM33 168H34V167H33ZM33 168H32V169H33ZM70 168H71V167H70ZM73 168H74V167H73ZM107 168H108V166H107ZM117 168H118V167H117ZM256 168H257V167H255V169H256ZM74 169H76V168H74ZM83 169H85V168H83ZM86 169H87V168H86ZM91 169H92V168H91ZM96 169H98V168H96ZM96 169H94V170H96ZM103 169H104V168H103ZM113 169H114V168H113ZM118 169H119V168H118ZM122 169H123V168H122ZM131 169H132V168H130V170H131ZM137 169H138V168H137ZM255 169H254V170H255ZM259 169H260V166H259ZM72 170H73V169H72ZM98 170H99V169H98ZM115 170H116V169H115ZM123 170H124V169H123ZM125 170H126V169H125ZM127 170H128V169H127ZM135 170H136V168H135ZM135 170H134V171H135ZM257 170H258V168L256 169V172H257ZM260 170H262V169H260ZM260 170H259V172H257V174L260 173ZM42 171H44V170H42ZM77 171H78V170H77ZM108 171H109V170H108ZM112 171H113V170H112ZM112 171H110V172H112ZM121 171H122V170H121ZM121 171H120V172H121ZM131 171H132V170H131ZM136 171H138V170H136ZM136 171H135V173H136ZM145 171H146V168H145ZM169 171H170V170H169ZM57 172H58V171H57ZM79 172H80V171H79ZM81 172H82V171H81ZM90 172H91V171H90ZM120 172H119V173H120ZM127 172H128V171H127ZM129 172H130V171H129ZM139 172H140V170H139L137 173L139 174ZM261 172H262V171H261ZM43 173H44V172H43ZM45 173H46V172H45ZM72 173H74V171H72ZM77 173H78V172H77ZM92 173H94V172H92ZM99 173H100V171H99ZM99 173H98V175H99ZM106 173H107V172H106ZM116 173H117V172H116ZM131 173H132V172H131ZM140 173H141V172H140ZM147 173H148V172H147ZM167 173H168V172H167ZM56 174H57V173H56ZM74 174H75V173H74ZM82 174H84V173H82ZM86 174H87V173H86ZM90 174H91V173H89V174H87V175H90ZM101 174H102V171H101ZM110 174H111V173H110ZM117 174H118V173H117ZM120 174H121V173H120ZM133 174H134V173H133ZM138 174H137V175H138ZM144 174H145V173H144ZM171 174H172V173H171ZM257 174H255V176H256ZM261 174L263 175V174H264V171H263V173H260L259 175L261 176ZM84 175H85V174H84ZM87 175H86V176H87ZM91 175H92V174H91ZM91 175H90V176H91ZM98 175H97V176H98ZM115 175H116V174H115ZM125 175H127V174H125ZM128 175H129V173H128ZM137 175H135L136 178L138 177ZM42 176H43V174H42ZM42 176H41V177H42ZM47 176H48V175H47ZM49 176H50V175H49ZM55 176H57V175H55ZM60 176H61V175H60ZM77 176H78V175H77ZM92 176H93V175H92ZM106 176H107V175H106ZM116 176H117V175H116ZM129 176H130V175H129ZM131 176H134V175H131ZM161 176H162V175H161ZM170 176H171V175H170ZM172 176H173V175H172ZM263 176H264V175H263ZM33 177H34V176H33ZM33 177H32V180H35V179H33ZM75 177H76V176H75ZM79 177H80V176H79ZM81 177H82V175H81ZM99 177H100V175H99ZM107 177H109V176H107ZM107 177H106V179H107ZM120 177H121V176H120ZM142 177H143V174H142ZM256 177H258V175H257ZM256 177H255V179H257ZM42 178H43V177H42ZM82 178H83V177H82ZM84 178H85V177H84ZM90 178H91V177H90ZM101 178H102V177H101ZM111 178H112V176H111ZM114 178H116V177H114ZM122 178H124V176H123ZM126 178H127V177H126ZM136 178H135V179H136ZM138 178H139V180H140L141 177H138ZM258 178L260 179V177H258ZM262 178H263V177H262ZM52 179H53V178H52ZM75 179H76V178H75ZM94 179H95V178H94ZM97 179H98V178H97ZM128 179H130V177H129ZM253 179H254V178H253ZM255 179H254V180H255ZM38 180H39V177H38ZM49 180H50V179H49ZM54 180H55V178H54ZM54 180H53L52 182H54ZM57 180H59V179H56V181H57ZM76 180H77V179H76ZM80 180H81V179H80ZM85 180H86V179H85ZM95 180H96V179H95ZM104 180H105V179H104ZM104 180H103V181H104ZM126 180H127V179H126ZM131 180H132V178H131ZM170 180H171V179H170ZM254 180L252 181V183L255 182ZM261 180H262V179H261ZM39 181H40V180H39ZM39 181H38V182H39ZM41 181H42V180H41ZM41 181H40V184H41ZM90 181H91V179H90ZM111 181H112V180H111ZM127 181H128V180H127ZM127 181H126V182H127ZM129 181H130V180H129ZM129 181H128V182H129ZM133 181H134V180H133ZM133 181H131V182H133ZM137 181H138V180H137ZM263 181H264V180H263ZM91 182H92V181H91ZM91 182H89V183H91ZM98 182H99V181H98ZM101 182H102V181H101ZM257 182H260V181L257 180ZM32 183L34 184V182H32ZM36 183H37V182H36ZM36 183H35V186H37ZM56 183H57V182H56ZM104 183H105V181H104ZM104 183H103V184H104ZM107 183H108V182H107ZM133 183H135V182H133ZM137 183H138V182H137ZM240 183H241V182H240ZM244 183H245V182H244ZM244 183L242 182V187L240 186L241 184H239L237 187H238V188L241 187V189H247V188H246L247 186L244 185ZM252 183L250 182V183H248V184H251V185H254V184H255V185H256V183H254V184H252ZM262 183H263V182H262ZM57 184H58V183H57ZM98 184H99V183H98ZM98 184H97V185H98ZM103 184H102V185H103ZM248 184H247V185H248ZM257 184H258V183H257ZM28 185H29V184H28ZM58 185H59V184H58ZM99 185H100V184H99ZM108 185H109V184H108ZM243 185H244V186H243ZM251 185H250V186H251ZM258 185L260 186L261 184H258ZM51 186H52V185H51ZM259 186H258V188H259ZM263 186H264V185H263ZM27 187H28V186H27ZM30 187H31V186H30ZM30 187H29V188H30ZM42 187H43V185H42ZM42 187H41V189H42ZM56 187H57V186H56ZM243 187H244V188H243ZM253 187H254V186H252L251 188H252V189H255V191H256L257 188H255V187H257V185H256L254 188H253ZM31 188H32V187H31ZM38 189H39V188H38ZM41 189H39V190H41ZM252 189H250V187H249V190H252ZM262 189H263V188H262ZM26 190H27V189H26ZM44 190H45V189H44ZM44 190H43V191H44ZM258 190H260V189H258ZM28 191H30V190H28ZM31 191H32V190H31ZM35 191H36V190H35ZM43 191H41V193H42ZM255 191H254V192L252 191L254 195L256 194ZM26 192H27V191H26ZM256 192H257V191H256ZM32 193H33V192H32ZM259 193H260V192H259ZM36 194H37V193H35V195H36ZM42 194H43V193H42ZM229 194H230V193H229ZM253 194H252V196H253ZM44 195H46V194H44ZM58 195H59V194H58ZM31 196H34V195H31ZM37 196H38V195H37ZM60 196H61V195H60ZM41 197H42V196H41ZM255 197H256V196H255ZM28 198H29V195H28ZM55 198L57 199V196H56ZM256 198H257V197H256ZM35 199H36V196H35ZM39 199H40V198H39ZM41 199H42V198H41ZM43 199H44V197H43ZM61 199H62V196H61ZM160 199H161V198H160ZM246 199H247V198H246ZM250 199H251V198H250ZM263 199H264V198H263ZM33 200H34V199H33ZM58 200H59V199H58ZM252 200H253V198H252ZM256 200H257V199H256ZM29 201H30V199H29ZM37 201H38V199H37ZM41 201H42V200H41ZM43 201H44V200H43ZM54 201H56V200H54ZM155 201H156V200H155ZM162 201H163V200H162ZM248 201H249V200H248ZM34 202L36 203V201H34ZM159 202H161V201H159ZM15 203H16V202H15ZM24 203H25V202H24ZM38 203H39V202H38ZM38 203H37V207H38ZM153 203H154V202H153ZM248 203H250V202H248ZM148 204H149V203H148ZM148 204H147L146 206H148ZM155 204H156V203H155ZM155 204H154V205H155ZM163 204H164V202H163ZM252 204H253V203H252ZM14 205H16V204H14ZM18 205H19V204H18ZM20 205H21V203H20ZM33 205H34V207H35L36 204H33ZM41 205H42V203H41ZM158 205H159V203H158ZM244 205H245V204H244ZM150 206H151V204H150ZM162 206H163V205H162ZM34 207H32V208L34 209ZM37 207H36V208H37ZM41 207H42V206H41ZM211 207H212V206H211ZM244 207H246V209H247V206H244ZM248 207H249V206H248ZM252 207H253V206H252ZM36 208H35V209H36ZM162 208H163V207H162ZM28 209H29V208H28ZM33 209H31V210L34 211V212H36V211L33 210ZM156 209H157V208H156ZM178 209H179V208H178ZM29 210H30V209H29ZM145 210H146V212H147V209H145ZM153 210H154V209H153ZM182 210H184V209H181V211H182ZM208 210H209V209H208ZM211 210H213V208H212ZM26 211H27V209H26ZM32 211H31V212H32ZM151 211H152V210H151ZM181 211H180V212H181ZM40 212H41V211H40ZM152 212H153V211H152ZM177 212H178V211H177ZM186 212H187V211H186ZM186 212H185V213H186ZM212 212H213V211H212ZM212 212H209V213L212 214ZM26 213H28V212H26ZM37 213H38V212H36V214H35L36 216H37ZM41 213H42V212H41ZM155 213H156V212H155ZM171 213H173V212H171ZM214 213H215V211H214ZM214 213H213V215H215ZM42 214H43V213H42ZM176 214H178V213H176ZM187 214H188V213H187ZM24 215H26V214H24ZM27 215H28V214H27ZM31 215H33V213H31ZM149 215H150V214H149ZM153 215H154V214H152V216H153ZM164 215H165V214H164ZM167 215H168V214H167ZM167 215H165V216H167ZM171 215H172V214H171ZM173 215H174V214H173ZM179 215H180V214H179ZM189 215H190V214H189ZM192 215H193V214L191 213V216H192ZM207 215H209V214H207ZM175 216H177V215H175ZM186 216H187V215H186ZM193 216H194V215H193ZM29 217H30V216H29ZM42 217H44V216H42ZM178 217H179V216H178ZM181 217H182V216H181ZM181 217H180V219H181ZM183 217H184V216H183ZM37 218H38V217H37ZM149 218H150V217H149ZM149 218H148V219H149ZM162 218H163V217H162ZM167 218H171V219H172V217H170V216L167 217ZM176 218H177V217H176ZM184 218H185V217H184ZM187 218H188V216H187ZM192 218H194V217H192ZM211 218H212V217H211ZM220 218H221V217H220ZM34 219H35V218H34ZM34 219H32V220H34ZM164 219H165V218H164ZM180 219L178 218V221H179ZM188 219H189V218H188ZM196 219H197V218H196ZM26 220H27V219H26ZM29 220H30V219H29ZM166 220H167V219H166ZM176 220H177V219H176ZM176 220H175V221H176ZM184 220H185V219H184ZM186 220H187V219H186ZM189 220H190V219H189ZM192 220H193V219H192ZM206 220H207V219H206ZM41 221H42V220H41ZM173 221H174V219H173ZM178 221H176V222H178ZM199 221H201V220H199ZM202 221H203V220H202ZM218 221H220V220H218ZM29 222H30V221H29ZM32 222H33V221H32ZM32 222H31V223H32ZM38 222H40V221H38ZM150 222H151V221H150ZM155 222H156V221H155ZM159 222H160V221H159ZM161 222H162V221H161ZM168 222H169V221H168ZM170 222H171V221H170ZM179 222H180V221H179ZM192 222H193V221H192ZM195 222H196V221H195ZM203 222H207V221L204 220ZM203 222H202V223H203ZM209 222H210V221H209ZM33 223L35 224V222H33ZM33 223H32V224H33ZM42 223H43V222H42ZM42 223H41V224H42ZM181 223H182V222H181ZM187 223H188V222H186V224H187ZM202 223H201V224H202ZM213 223H214V222H213ZM213 223H212V226L210 225V227H213V226H216V225H217V224L213 225ZM216 223H218V222H216ZM219 223H220V222H219ZM219 223H218V224H219ZM224 223H225V222H224ZM21 224H22V223H21ZM149 224H150V223H149ZM158 224H159V223H158ZM162 224L164 225V222H162ZM166 224H167V223H166ZM168 224H169V223H168ZM168 224H167V225H168ZM184 224H185V223H184ZM188 224H189V223H188ZM192 224H194V223H192ZM205 224H206V223H204V226H205ZM210 224H211V223H210ZM221 224H222V223H221ZM35 225H36V224H35ZM156 225H157V224H156ZM156 225H155V226H156ZM159 225H160V224H159ZM163 225H162V226H163ZM190 225H191V224H190ZM202 225H203V224H202ZM207 225H208V223H207ZM207 225H206V226H207ZM226 225H227V224H226ZM228 225H229V224H228ZM27 226H28V225H27ZM32 226H33V225H32ZM41 226H44V225H41ZM41 226H40V227H41ZM164 226L166 227V225H164ZM174 226H176V224H175ZM184 226H185V225H184ZM193 226H195V225H193ZM204 226H202V227L204 228ZM217 226H218V225H217ZM221 226H222V225H221ZM221 226H220V227H221ZM34 227H35V226H34ZM160 227H161V226H160ZM172 227H173V224H172ZM172 227H171V228H172ZM178 227H179V225H178ZM185 227H186V226H185ZM190 227H191V226H190ZM198 227H199V226H198ZM202 227H201V230L205 232L206 227L204 228V230L202 229ZM210 227L207 226V231H208V228H210ZM227 227H228V226H227ZM22 228H23V227H22ZM32 228H33V227H32ZM151 228L153 229V227H151ZM157 228H158V227H157ZM161 228H162V227H161ZM161 228H160V229H161ZM163 228H164V227H163ZM191 228H192V227H191ZM196 228H197V226H196ZM215 228H216V227H215ZM225 228H226V227H225ZM228 228H229V227H228ZM29 229H30V228H29ZM174 229H175V228L169 229V232H171V230H174ZM181 229H183V227H182V228H179V229H175V230H177V231L179 230V231L181 232V231H182ZM187 229H188V227H187ZM216 229H219V226H218ZM222 229L224 230V228H222ZM226 229H227V228H226ZM26 230H28V229H26ZM40 230H41V228H40ZM154 230H155V229H154ZM163 230H164V229H163ZM184 230H186V228L183 229V231H184ZM191 230H192V229H190V232L192 233ZM198 230H199V229H198ZM211 230H214V227L211 228ZM220 230H221V228H220ZM220 230H217V232L214 231V232H215V235H216L217 233H218V234H221L222 232H223V233L225 232V231L220 232ZM38 231H39V230H38ZM42 231H43V229H42ZM44 231H46L45 228H44ZM44 231H43V232H44ZM144 231H145V229H144ZM156 231H157V230H156ZM158 231H159V230H158ZM158 231H157V232H158ZM186 231H187V230H186ZM193 231H194V229H193ZM196 231H197V230H196ZM199 231H200V230H199ZM218 231H219L220 233H219ZM25 232H26V231H25ZM34 232H35V231H34ZM39 232H40V231H39ZM165 232H166V231H165ZM190 232L188 231V234H189ZM204 232H203V233H204ZM226 232H228V231H226ZM226 232H225V233H226ZM152 233H153V232H152ZM155 233H156V232H155ZM158 233H160V232H158ZM171 233L174 234V238H176V240H177V238H178V242H179V240L181 241V242H179L180 245H181V244L183 245V243H182L183 240L185 241L186 237H189V236L186 235V232H184L185 234H184L183 232H181V233H183V234H180V233L178 232V233H177V234H178L177 236H176V232H171ZM203 233H202V235H203ZM223 233H222V234H223ZM38 234H39V233H38ZM40 234H41V233H40ZM40 234H39V235H40ZM144 234H145V233H144ZM153 234H154V233H153ZM156 234H157V233H156ZM156 234H155V235H156ZM169 234H170V233H168V235H169ZM172 234H170V235L168 236L167 242L165 241V240H166V238H165V236H164L165 233H164L163 235L161 234L162 236H164V237H163V238H164L163 241H165V242H164V243H165V244H164V247H165V245L168 246L167 243H169V240H170L171 238H173V235H172ZM192 234H193V233H192ZM194 234H195V233H194ZM194 234H193V235H194ZM197 234H198V233H197ZM206 234H207V233H206ZM210 234H211V233H210ZM27 235H28V234H27ZM43 235H45V234H43ZM146 235H147V234H146ZM190 235H191V234H190ZM193 235H192V236H193ZM211 235H212V234H211ZM29 236H30V235H29ZM34 236H35V235H34ZM40 236H41V235H40ZM40 236H39V237H40ZM147 236H148V235H147ZM152 236H153V235H152ZM175 236H176V237H175ZM194 236H195V235H194ZM194 236H193V239H195ZM209 236H210V235H209ZM32 237H33V236H32ZM42 237H43V236H42ZM166 237H167V236H166ZM196 237H197V236H196ZM199 237H200V236H199ZM199 237H197L198 240L200 239ZM44 238H46V236H45ZM151 238H152V237H151ZM153 238H154V237H153ZM155 238H156V236H155ZM190 238H191V236L189 237V239H190ZM40 239H41V238H40ZM146 239H147V238H146ZM189 239H188V240H189ZM191 239H192V238H191ZM191 239H190V240H191ZM193 239H192V240H193ZM35 240L37 241V239H35ZM46 240H47V239H46ZM148 240H149V238H148ZM153 240H154V242H155L156 239H153ZM158 240H159V238H158ZM158 240H157V241H158ZM160 240H161L160 242H161V244H162V242H163V241H162V237H161ZM174 240H175V239H174ZM174 240H172V241H174ZM196 240H197V239H196ZM37 242H38V241H37ZM41 242H42V241H41ZM160 242H159V243H160ZM174 242H176V241H174ZM188 242H189V241H188ZM192 242H193V241H192ZM42 243H43V242H42ZM44 243H45V242H44ZM151 243H152V242H151ZM35 244H36V243H35ZM39 244H41V243H39ZM161 244H159L160 246H159V245L156 246V248H157V247H158V248L162 247L163 245H161ZM175 244H176V243H175ZM195 244H196V242H195ZM41 245H42V244H41ZM44 245H45V244H44ZM44 245H43V246H44ZM169 245H170V244H169ZM180 245H178V246H180ZM182 245H181V246H182ZM197 245H198V244H197ZM48 246H49V245H48ZM152 246L155 247V245H152ZM175 246H176V245H175ZM183 247H184V245H183ZM43 248H44V247H43ZM171 248H172V247H171ZM49 249H50V247H49ZM150 249H151V248H150ZM154 249H155V248H154ZM162 249H163V248H162ZM162 249H160V250H162ZM175 249H176V248H175ZM156 250H157V249H156ZM160 250H157V252H155V253H158V254H159L158 251H160ZM165 250H166V248H164L163 251L165 252ZM177 250H178V248L176 249L175 253L179 251V250H178V251H177ZM152 251H153V250H152ZM163 251H162V252H163ZM169 251H170V250H169ZM148 252H149V251H148ZM180 252H181V249H180ZM180 252H179V254H178V253H177V254L180 255ZM141 254H142V253H141ZM162 254H163V253H162ZM162 254H161V256H163ZM150 255L153 256L154 254L151 253ZM156 255H157V254H156ZM166 255H167V254H166ZM171 255H172V254H171ZM174 255H175V254H174ZM174 255H173V256H174ZM148 256H149V253H148ZM169 256H170V255H169ZM169 256H168V257H169ZM149 257H150V256H149ZM153 257H155V256H153ZM157 257H158V256H157ZM174 257L176 258V256H174ZM143 258H144V257H143ZM150 258H151V257H150ZM165 258H166V257H165ZM147 259H149V258H147ZM155 259H156V258H155ZM161 259H162V258H161ZM161 259H160V260H161ZM173 259H174V258H173ZM140 260H141V259H140ZM156 260H157V259H156ZM169 260H170V258H169ZM169 260H167V261L169 262ZM145 261H147V260L144 259V261H141V262H143V264H145V263H144ZM148 261H150V260H148ZM151 261H152V259H151ZM162 261H163V260H162ZM165 261H166V260H165ZM136 262H137V261H136ZM168 262H167V263H163V264H168ZM172 262H173V261H172ZM156 263H157V262H156ZM158 263H159V262H158ZM141 264H142V263H141ZM147 264H148V263H147ZM161 264H162V263H161ZM169 264H170V263H169Z\"/></svg>", "mask_w": 264, "mask_h": 264}]
</instances>
